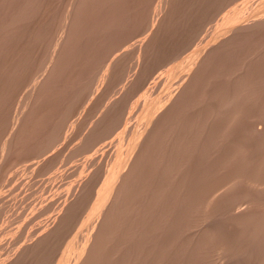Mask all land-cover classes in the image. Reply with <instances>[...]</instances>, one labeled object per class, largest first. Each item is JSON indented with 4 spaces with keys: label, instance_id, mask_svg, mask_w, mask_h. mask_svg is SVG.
<instances>
[{
    "label": "bare ground",
    "instance_id": "obj_1",
    "mask_svg": "<svg viewBox=\"0 0 264 264\" xmlns=\"http://www.w3.org/2000/svg\"><path fill=\"white\" fill-rule=\"evenodd\" d=\"M10 1V0H9ZM9 1H8V4H7V0L4 2V0H0V162L2 163V162H4V161H6L8 158H10V156L12 155V154H14V152H15V150L18 148V147H21L22 149H23V145H21L20 146V143L21 142H25V141H23V139H27V142H29V139L30 140H32V142L34 141L35 142V139H34V137H32V139L30 138L31 136H36V135H38V137L36 138V140L38 139H40L41 140V138H45L43 141H44V143H39L37 146L38 147H42L41 149L40 148H37L39 151H36L35 150V148H34V146L36 145L35 143H30L31 144V146H33V148L34 149H32V147H31V149L32 150H35V152L36 153H38V155L37 156H40V155H44V152H45V150H49L48 148H52V145L53 144H55V142L57 141V143L58 142H60V141H62V140H64V139H60L61 137H63L62 136V132H64L63 131V127L65 126V123H66V119H67V117H69V115L68 116H66V114H69L68 112H71V110L69 111V107H71L70 105L72 104L71 102H70V100L68 99V100H65V101H67V102H65L64 100H62L63 98H60L62 101H63V103L65 104V106L63 107V108H61L62 110L60 111V113H59V115L56 113V112H54V113H56V116H55V119L57 120V116H58V120L61 122H59V123H57V124H59V125H56V122H54L53 123V126H52V124L51 125H49L48 126V124L46 123V126H43V122H42V120H45V122H46V119H40L39 120V118H42L43 116H46L45 115V113H46V108H44V110H43V107L42 108H40L39 109V106H41V103H39V102H41L40 100H42L41 98H42V95H41V93H40V87L42 88V86L40 85L41 84V82L43 81V79L46 77V75H45V72H43L42 71V69L43 70H48L47 68L48 67H52L53 66V62H55L54 60H55V57H56V54H57V51L60 49V47L62 46V44H63V42L66 40V38H67V33H68V31H69V29H70V27H71V25L74 23V21L76 20V18H77V16H78V14H77V12H78V10L80 9V7L82 6V2H85L84 0H71V1H69L68 0V2H69V4L67 3L66 5H68L67 6V8H66V6H65V11L63 12V14L61 15V18H59L58 17V14L61 12H59V9H58V11H55L57 8H55L56 6H60L59 4H51V2H49V0H16V3H18L15 7H13V8H11L12 6H13V3H15L14 2V0L11 2V4H9ZM19 1V2H18ZM50 1H52L53 2V0H50ZM54 1H56V0H54ZM63 1V0H62ZM96 1V0H95ZM94 1V2H95ZM132 1V0H131ZM156 1V0H155ZM182 1V0H181ZM180 0H158L157 2H159V4L157 3V4H155V5H157V6H155L154 4H152V6L154 5V7H153V9H151L152 11H157L156 9L157 8H160V6L163 4V6H166V5H169V3L170 4H172L171 5V9L174 7V2L176 3V5H177V3H178V5H179V3L181 2ZM186 1V0H185ZM190 1H192V0H190ZM198 1V0H197ZM196 0H195V3L197 2ZM204 1V0H203ZM202 1V2H203ZM212 1V0H211ZM217 1V0H216ZM215 1V2H216ZM227 0H225L223 3H221V4H223V7H224V5H228V1L226 2ZM231 1V0H230ZM229 1V2H230ZM260 1V0H259ZM133 2V1H132ZM183 2H184V0H183ZM199 2H201V0H199ZM199 2H197V3H199ZM205 2V1H204ZM203 2V3H204ZM206 2H207V4H204V5H207L208 6V8H209V6H213V5H208V3H209V1H207L206 0ZM205 2V3H206ZM213 2V1H212ZM226 2V4H224ZM232 2V1H231ZM261 2H262V6H260V8H258V9H256V10H254V11H257V13H255L254 14V17H252V18H250V19H246L247 21L245 22H242V21H236L234 18V20L232 21V22H230V24H228L229 26H228V28L226 29L225 28V30L222 32V33H220L219 32V34L221 35V37H218L217 39L215 38H213V41H215V42H213V43H211L210 44V42L208 43V41L206 42V43H208V45L207 46H205V47H201L200 49H198V51L196 52V54H195V56L194 57H192L193 58V60H192V62L190 61V64H188V66H186L184 69H183V71H184V73H182L183 75H182V77H181V79L176 83V84H178L177 85V88H178V92L176 93L175 92V94H171L172 92H174V90H172V92L171 93H168V95H167V97L166 98H164L163 100H158L157 101V104L154 106V108H152L151 110H149V113H150V116H148L147 117V119L145 120V122L143 123V125L139 128V130H138V133L136 134V135H134L133 137H132V139H131V141H130V143H128L127 144V146H126V148H125V151H124V153L122 154V155H117V158H119V162H118V164L116 165V164H114V165H110V160L112 159V157H113V152H111L110 153V155H109V160H108V162H104V165H100L101 163H103L102 161H101V163L99 164L98 163V167L96 168V170L95 171H92L91 173H88V174H86L85 175V177H82V180L81 181H79L78 182V184H77V187L75 186V185H72V186H69L71 183H72V181H71V179L69 180V181H71V183H68L67 184V186H69V187H66V188H74V186H75V190L73 191V192H71V193H67V191H69V190H67V191H64V192H66L67 194H66V196H65V194H64V196H62V198H63V200L60 202V203H58L55 207H54V210H52V211H55L54 212V215H50V216H48L47 217V220L45 221L44 220V222L42 223V224H39V223H37V224H39L38 226L36 225H34L35 227L34 228H36L35 230L34 229H32L33 230V232H32V230H31V232L32 233H27V234H24L25 235V240H24V242L23 243H21L20 245H14V243L11 241V239H9L10 240V242H12V244H13V247H14V249L12 250V251H9V252H7L8 250H10V249H8L6 252V254H3V256H0V264H144V262H146L147 261V258L149 257V255L150 254H152V255H150V256H153V257H151V260L153 261V264H165V263H163V261L162 260H164L165 259V257H163V255L164 256H166L165 255V253L163 252L164 251V249H166L165 247H162V245L161 244H159V242L160 243H163L164 244V246H165V244H167V243H164L165 241L163 240H160V238H159V236L160 237H162L163 235H164V233H163V231H165V230H161L162 231V236H161V234H156V235H158V236H156L154 233L155 232H152V236H155V237H151V235L149 236V238L151 237V238H154L155 240L156 239H158V240H160V241H158V240H156V241H158L157 243H155L154 242V240L153 241H151L150 239H149V241H151V242H154V243H151V247L149 248V246L150 245H146V246H148V248H147V250L150 252H148V254H147V256H144V257H141V254L139 253V251L137 250V244H138V242L142 239V238H144L145 239V236L147 235V238H148V234H147V232H149L150 231V227H152L151 225H149L150 223L148 222V220L147 219H141V217L139 216V215H137V214H139V212H141V211H143L144 210V212L147 210L148 211V208H149V211L150 212H152V210L151 209H153L154 210V208H152V206H151V203H153V201H151V197H153L154 195L152 194V191L151 190H149L151 193H149V191H148V185H146V184H144V185H146V191H144L145 192V194H144V192L142 191V194L144 195L142 198V201L144 200V202L143 203H145V204H140L139 206H141L142 205V207H143V210L141 209V211H139V209L141 208H139L138 207V205H136V204H134V203H132L131 202V198L133 197V195H132V192L129 190V185H130V183L134 180V181H136V180H140L141 179V177H139V175L137 176H135L134 174L138 171V170H140L141 168H144L147 164H148V162H149V159L151 158V156H152V160L154 159V157L156 156V155H158L157 156V159L156 160H158L157 161V163H159V164H156V168H158V169H155V170H158L157 171V173H156V177H157V180H156V182L155 183H157V184H159L160 186L159 187H161V189L163 190L166 186H168V187H166L167 189H165V195H167V196H169V195H171L172 196V194H169V193H171V191L172 190H174V191H176L177 192V190H179L178 191V193H180L181 191L183 192V190L184 189H186V188H184L183 186H184V183L182 182V181H184L185 180V178H189L187 175H185L186 173H188L189 171L187 170V172H186V170H185V173L183 174L182 173V175L185 177L184 179H183V177H181L180 176V174H181V171H184V170H182L181 169V171H180V165H181V160L183 159V152H188L187 151V149L189 148V144L190 143H188V141H189V138H190V136H191V130H190V128L193 126V127H196L195 125H194V121H192V116L189 118V117H186V116H184V115H186V114H184L183 115V112L186 110V112L188 113V112H190L189 114H193L195 111H194V109H196L195 108V106H193V108H191V105H190V107H188V105L186 104L188 101H189V99H191L193 96H195L196 94H197V89L195 88V86L197 85L198 87L199 86H202V89H203V85L205 84V83H209V82H207V77H209L210 75L209 74H206V73H203L205 70H203L204 68H205V66H207V64H206V62L210 59V57H211V55H212V57L213 56H217V57H214V58H217L218 60H219V58L221 57V55H222V57H224V56H226L225 58H227L229 55L228 54H233V52L231 53L230 51H229V49H231V48H229L230 47V45L229 44H231V43H233L234 42V40L236 41V39L237 38H239V37H242L243 35H248L247 33L249 32L250 33V31H253L254 32V30H255V32H258L259 30H262V29H264V0H261ZM9 6V5H11L10 6V8L8 7V6H6V4ZM15 3V4H16ZM57 3V2H56ZM88 4H91V3H93L92 1H91V3H89V2H87ZM107 3H108V1H107ZM142 3V2H141ZM156 3V2H155ZM162 3V4H161ZM189 3V2H188ZM195 3H194V5H195ZM203 3H201V5H200V3H199V7L201 6V8L200 9H203V7L205 8L206 6H203L202 7V4ZM14 4V5H15ZM85 4V3H84ZM143 4V3H142ZM209 4H213V3H209ZM215 4V3H214ZM217 4V3H216ZM261 4V3H260ZM51 5H55L54 6V8H52V6ZM93 5H96V4H93ZM176 5H175V7L173 8V9H177V7H176ZM183 5H185V4H183ZM190 5H191V3H190ZM194 5H191L192 7H196V6H194ZM51 6V7H50ZM84 6V5H83ZM87 6V5H86ZM89 6V5H88ZM92 6V5H91ZM105 6V5H104ZM109 6V5H108ZM120 6V5H119ZM136 6H137V4H136ZM139 6V5H138ZM90 7V6H89ZM95 6H93V8H94ZM124 7V6H123ZM139 7H141V6H139ZM179 7H180V9H179V11H177V12H179L180 14H181V12H180V10L181 11H183V9L185 8L184 6V8L182 9L181 8V5H179ZM191 7V8H192ZM198 7V6H197ZM220 9H222L221 7H222V5H221V7H220V5L218 6ZM62 8V7H61ZM82 8H84V7H82ZM81 8V9H82ZM88 8V7H87ZM87 8H85V12H86V9ZM102 8V7H101ZM168 8H169V6H168ZM216 8H217V6H216ZM218 8V9H219ZM51 9H55L54 11H52ZM80 9V10H81ZM88 9H90V11H91V7L90 8H88ZM130 9V8H129ZM134 9H136V7H134ZM185 9H188V10H191L190 9V6H187V8H185ZM185 9H184V11H185ZM199 9V8H198ZM206 9V8H205ZM210 9V8H209ZM218 9L217 10H212V12H210L211 13V16H212V14H213V17L212 18H214V13L215 12H217L218 11ZM61 10V9H60ZM93 10V9H92ZM97 10V9H96ZM95 10V11H96ZM168 9H167V6H166V10L165 11H167ZM178 10V9H177ZM188 10H186L187 12H189ZM195 11H198L197 9H194ZM194 10H191V11H194ZM83 11V10H82ZM87 11H89V10H87ZM108 11V10H107ZM138 11V10H137ZM139 11H142L141 10V8H139ZM138 11V12H139ZM165 11L163 12V13H165ZM172 12H173V10H171ZM183 11V13H184V15H185V12ZM190 11V12H191ZM202 11V10H201ZM203 11H205L204 9H203ZM120 12V11H119ZM137 12V13H138ZM159 12V11H158ZM189 12V13H190ZM200 12V11H199ZM214 12V13H213ZM80 14H81V11L79 12ZM87 13V12H86ZM111 13V12H110ZM152 13V12H151ZM169 13H171V12H169ZM168 13V14H169ZM193 13V12H192ZM192 13H191V15H192ZM84 14V13H83ZM139 14H140V12H139ZM154 14V13H153ZM156 14V13H155ZM161 14V13H160ZM166 14V13H165ZM165 14H163L164 16H166ZM174 14V12L172 13V15L171 14H169V15H171L172 16V18L173 17H175V18H177L176 16H174L173 15ZM195 14H202L201 12L200 13H198V12H195ZM208 14V13H207ZM92 15V14H91ZM118 15V14H117ZM116 15V16H117ZM130 15V14H129ZM177 15V14H176ZM205 15V14H204ZM203 15V16H204ZM209 15V14H208ZM208 15H207V17H208ZM81 16V15H80ZM80 16H78V17H80ZM85 16V15H84ZM123 16V15H122ZM137 16H138V14H137ZM140 16V15H139ZM152 16V15H151ZM156 16V15H155ZM161 16V15H160ZM170 16V17H171ZM179 16H181L182 17V14L181 15H179ZM189 16H190V14H189ZM199 16V15H198ZM201 16V15H200ZM200 16H199V19H200ZM211 16L209 15V19L211 18ZM82 17H83V15H82ZM129 17V16H128ZM163 17V16H162ZM168 18H169V22H171V23H173L172 25H170V23L168 24V26L170 25L171 27L172 26H174L173 27V29L169 26L168 28L170 29L171 28V30H175L176 31V23H179V24H183V23H181L182 21H180L179 19H181V17H178L179 19V21L178 22H176V19L175 18H173V19H175V21L173 22V21H171V19H170V17L169 16H167ZM166 17V18H167ZM185 17V16H184ZM183 17V18H184ZM206 17V16H205ZM204 17V18H205ZM207 17L205 18L206 20H208L207 19ZM56 18H59V19H56ZM123 18H125V17H123ZM122 18V19H123ZM140 18V20H142V18L141 17H139ZM154 18V17H153ZM186 18V17H185ZM185 18L183 19V20H185ZM212 18L210 19V20H212ZM149 19H151V18H149ZM165 19V18H164ZM164 19H161V20H164ZM172 19V20H173ZM188 19H189V17L187 16V21H188ZM199 19H198V21H199ZM202 19V18H201ZM200 19V20H201ZM215 19V18H214ZM119 20V19H118ZM125 20H127V19H125ZM139 20V21H140ZM145 20H147V19H145ZM158 20H159V18H158ZM182 20V19H181ZM190 20V19H189ZM206 20H204V22L206 21ZM58 23V27L57 28H55L56 26V22ZM122 21V20H121ZM127 21H130V19L129 20H127ZM154 21V20H153ZM165 21H168V20H165ZM187 21H185V22H187ZM191 21V23H194V25H195V22L193 21L192 22V20H190ZM195 21H196V19H195ZM202 21V20H201ZM109 22V21H108ZM120 22V21H119ZM123 22H125V21H123ZM122 22V23H123ZM143 22H145V21H143ZM142 21H141V23H143ZM147 22V21H146ZM149 22H151L150 20H149ZM155 22H156V18H155ZM155 22H153V23H155ZM158 22V21H157ZM156 22V23H157ZM162 22V21H161ZM160 22V24H163V23H161ZM176 22V23H175ZM184 22V23H185ZM204 22H202V23H204ZM206 22H208V21H206ZM205 22V23H206ZM229 22V21H228ZM228 22H226V23H228ZM118 23V22H117ZM122 23H121V25H122ZM166 23V22H165ZM190 23V22H189ZM186 24L188 27H190V24ZM201 23V22H200ZM210 23V22H209ZM214 23H215V21H214ZM218 23V22H217ZM119 24V23H118ZM117 24V25H118ZM144 24V23H143ZM151 24V23H150ZM158 24V23H157ZM199 24V23H198ZM220 24V23H219ZM219 24H216V25H219ZM137 25V24H136ZM140 25V24H139ZM147 25V24H146ZM149 25V24H148ZM153 25V24H152ZM150 26V27H153L154 26V28L155 27H157V25L155 26V25H153V26ZM164 25V24H163ZM163 25H160V26H158L157 27V29H159V27L160 28H162L163 27ZM166 25V24H165ZM164 25V27H167V26H165ZM192 25V24H191ZM207 25V24H206ZM216 25H215V27H216ZM227 25V24H226ZM93 26V25H92ZM99 26V25H98ZM107 26V24H105V27ZM126 26V25H125ZM135 26V25H134ZM162 26V27H161ZM177 26L179 27V25L177 24ZM199 26V25H198ZM214 26V25H213ZM220 26V25H219ZM116 27V26H115ZM137 27V26H136ZM141 27V26H140ZM144 27H145V24H144ZM181 28H183V25L182 26H180ZM194 27V26H193ZM221 27V26H220ZM119 28V27H118ZM126 28V27H125ZM131 28V27H130ZM134 28V27H133ZM145 28H147V27H145ZM145 28H140V29H145ZM181 28H178V30L179 29H181ZM196 28H199V27H197L196 26ZM200 28H202V27H200ZM205 28H206V26H205ZM218 28V27H217ZM217 28H216V30H217ZM97 29V28H96ZM95 29V30H96ZM99 29H101V28H99ZM151 29V28H150ZM156 29V28H155ZM165 29V28H164ZM190 29V28H189ZM195 30V28H192L191 29V31H190V33H193L194 32V30ZM203 29V28H202ZM221 29V28H220ZM257 29V30H256ZM92 30V29H91ZM94 30V29H93ZM105 30H108V28L107 29H105ZM104 30V31H105ZM120 30V29H119ZM128 30V29H127ZM133 30V29H132ZM131 30V31H132ZM160 30V29H159ZM158 30V31H159ZM162 30V29H161ZM166 30V29H165ZM193 30V31H192ZM201 30V29H200ZM200 30H196V31H199V32H197V33H200ZM210 30H212V27L210 28ZM97 31V30H96ZM99 31V30H98ZM130 31V32H131ZM137 31V30H136ZM139 31V30H138ZM153 31V30H152ZM164 31V30H163ZM181 31H183V29H181ZM187 32L186 33H188V30H186ZM100 32V31H99ZM98 32V33H99ZM112 32V31H111ZM114 32V31H113ZM118 32V31H117ZM141 32H142V30H141ZM140 31H139V35L138 34H136V33H138V32H136L135 34L136 35H138V37H136V35H135V38H134V40L136 39L137 40V38H140L141 37V33ZM144 32V31H143ZM156 32V31H155ZM171 32V31H170ZM173 32V31H172ZM177 32V31H176ZM184 32V31H183ZM202 32V31H201ZM204 32V31H203ZM203 32H202V34H203ZM215 32V31H214ZM217 32H218V30H217ZM255 32H254V34H255ZM96 33V32H95ZM105 33V32H104ZM108 33V32H107ZM123 33V32H122ZM146 33H151V32H149V30H148V32H147V29H146ZM190 33H188L189 34V36H190ZM196 33V34H197ZM212 33H213V30H212ZM259 33H261V32H258V34ZM100 34V33H99ZM102 34V33H101ZM115 34V33H114ZM113 34V35H114ZM117 34V33H116ZM132 34V33H131ZM152 34V33H151ZM158 34V33H157ZM187 34V35H188ZM195 34V35H196ZM216 34V33H215ZM253 34V35H254ZM257 34V35H258ZM97 33H96V38H97ZM103 35V34H102ZM142 35H144V33H142ZM171 35V34H170ZM192 35V34H191ZM210 35V34H209ZM219 35V36H220ZM245 35V36H246ZM251 35H252V33H251ZM260 35H263V34H259L258 35V37L260 36ZM99 36V35H98ZM106 36V35H105ZM109 36H111L110 34H109ZM119 36V35H118ZM117 36V37H118ZM140 36V37H139ZM146 36H149L150 38H151V35H146ZM152 36H154V35H152ZM194 36V35H193ZM217 36V35H216ZM215 36V37H216ZM100 37L102 38L103 36H101L100 35ZM129 37H130V35H129ZM133 37V36H132ZM131 37V38H132ZM158 37V36H157ZM162 37H164V36H162ZM196 37H197V35L196 36H194V38L196 39ZM199 37L200 36H198V39H199ZM204 37V36H203ZM208 37V36H207ZM246 37H250V38H248V39H251L252 40V38H251V36H246ZM245 37V38H246ZM254 37H255V35H254ZM257 37V36H256ZM256 37H255V39H256ZM264 37V36H263ZM99 38V37H98ZM113 38V37H112ZM119 38V37H118ZM124 38V37H123ZM126 38H128V36L126 37ZM144 38H146V37H144L143 36V38L140 40L141 42L140 43H143L142 41H143V39ZM148 38V37H147ZM205 38H206V36H205ZM262 38V37H261ZM103 39V38H102ZM129 39V38H128ZM127 39V40H128ZM155 39H156V37H155ZM154 39V40H155ZM164 39V38H163ZM167 39V38H166ZM190 39L192 40V36L190 37ZM203 39V38H202ZM209 39H210V37H209ZM241 39V38H240ZM114 40V39H113ZM124 40V39H123ZM131 40V39H130ZM133 40V39H132ZM150 39H147V41H149ZM159 40V39H158ZM246 40V39H245ZM253 40H254V38H253ZM252 40V41H253ZM120 41H122V40H120ZM139 41V40H138ZM146 41V40H145ZM175 41V40H174ZM193 41V40H192ZM203 41H205V40H203ZM251 41V42H252ZM257 41H260V38L257 40ZM256 41V42H257ZM261 41H262V39H261ZM264 41V40H263ZM105 42V41H104ZM108 42V41H107ZM113 42V41H112ZM115 42V41H114ZM137 42V41H136ZM172 42V41H171ZM256 42L254 43V42H252V43H254V44H256ZM65 43V42H64ZM119 43H121V42H119ZM123 43V42H122ZM121 43V45H119V47L120 46H122L123 44ZM125 43H126V39H125ZM128 43V42H127ZM135 43V41L133 42V44ZM139 43V42H138ZM140 43H139V46H140ZM149 44H150V42H148ZM242 43V42H241ZM244 43V42H243ZM248 43H249V41H248ZM258 43V42H257ZM259 43H261V42H259ZM66 44V43H65ZM132 44V43H131ZM168 44H170V43H168ZM192 44V43H191ZM197 44H199V43H197ZM235 44V43H234ZM238 44V43H237ZM240 44V43H239ZM262 44L264 45V42H262ZM69 45V44H68ZM112 45V44H111ZM124 45H126V44H124ZM130 45V44H129ZM153 45H156V44H153ZM200 45V44H199ZM229 45V49L227 48V46ZM232 45V44H231ZM242 45V44H241ZM241 45H239V46H241ZM257 45V44H256ZM261 45V44H260ZM259 45V46H260ZM74 46V45H73ZM115 46H117V45H115ZM114 46V47H115ZM128 46V45H127ZM131 46V45H130ZM129 46V47H130ZM133 46V45H132ZM135 46H136V43H135ZM139 46L137 47L138 48V50H136V53H137V51H140L141 49L140 48H142V46L139 48ZM246 46V45H245ZM249 46H251V45H249ZM258 46V45H257ZM63 47V46H62ZM106 47V46H105ZM119 47H117V50L116 51H119L118 49H119ZM146 47H147V45H146ZM146 47L144 48V49H146ZM234 47V46H233ZM244 47V46H243ZM64 48V47H63ZM74 48V47H73ZM122 48V47H121ZM120 48V49H121ZM124 48V47H123ZM125 48H126V46H125ZM124 48V49H125ZM132 48V47H131ZM130 48V51L132 52L131 54L133 55V53L135 52L134 50L135 49H137L136 47H134L135 49L133 50V49H131ZM149 48V47H148ZM147 48V49H148ZM157 48V47H156ZM179 48V47H178ZM177 48V49H178ZM250 48V47H249ZM260 48L262 49L263 48V46L261 45L260 46ZM259 48V49H260ZM114 49V48H113ZM112 48H111V50H113ZM115 49H116V47H115ZM171 49V48H170ZM173 49V48H172ZM181 49V48H180ZM185 49V48H184ZM242 49V48H241ZM240 49V50H241ZM251 49V48H250ZM259 49L257 50V52H259ZM264 49V48H263ZM262 49V50H263ZM65 50H66V48H65ZM65 50H64V52H65ZM123 50V49H122ZM125 50H127V51H125ZM124 51H119L120 53H117V55L116 54H112L113 55V59H111V62L112 63H110L111 65H108V67L106 68L107 69V72H110L111 71V73H114V75H116L115 74V72L117 71V66H118V69L120 68V65L121 64H123L122 62L123 61H127V59L126 58H129L130 59V61H131V58H133V56L131 55L130 57L127 55V52L129 53V55H130V51L128 50V49H125ZM134 52H133V51ZM233 50H235V49H233ZM245 50V49H244ZM262 50H260V54H263V52H261ZM107 51H109V50H107ZM114 51V50H113ZM112 51V52H113ZM116 51L114 52V53H116ZM147 51V50H146ZM183 51V50H182ZM242 51V50H241ZM246 51H247V48H246ZM97 52V51H96ZM111 51H109V53L108 54H110V53H112ZM143 52V49H142V51H141V53ZM144 52H145V50H144ZM155 52V51H154ZM248 52V51H247ZM140 53V54H141ZM147 53H149V51L147 52ZM147 53H143V55L144 54H147ZM214 53H216V54H218V55H213ZM251 53V52H250ZM250 53H248L249 55H250ZM86 54V53H85ZM104 54V53H103ZM105 54H107V53H105ZM119 54V55H118ZM135 54V53H134ZM151 54V53H150ZM174 54V53H173ZM243 54V53H242ZM260 54L258 53V56H260ZM115 55H116V57H115ZM125 55H127V57L125 56ZM143 55H141V57H144ZM151 55H153V54H151ZM177 55V54H176ZM66 56V55H65ZM90 56V55H89ZM109 56V55H108ZM140 56V55H139ZM146 56V55H145ZM150 55H148V56H146V59H147V57H149ZM232 56V55H231ZM239 56V55H238ZM250 56H252V55H250ZM250 56H246L247 58H248V60H247V58H246V60H245V62L246 61H250L251 60V58H249ZM262 56H264V55H262ZM58 57V56H57ZM87 57V56H86ZM124 57H126V58H124ZM136 57H137V55H136ZM151 57V56H150ZM150 57H149V59H150ZM169 57V56H168ZM177 57V56H176ZM211 57V58H212ZM243 57V56H242ZM245 57V56H244ZM64 58V57H63ZM69 57H67V60H69L68 59ZM90 58V57H89ZM92 58V57H91ZM125 60H124V59ZM225 58H222V59H225ZM232 58V57H231ZM231 58H227V59H225V61H227L226 63H227V65H228V62L229 63H231L230 61H228V59L229 60H231ZM261 58V57H260ZM61 59V58H60ZM134 59V58H133ZM141 59V58H140ZM147 60V63H148V61H150V60ZM221 59V60H222ZM235 59V58H234ZM240 59V58H239ZM245 59V58H244ZM243 59V60H244ZM252 59H254V61H252L253 62V64H254V62H256L257 64H258V62L259 63H261V61H255V59H258V57L256 56V58H254V56H253V58ZM109 60H110V58H109ZM109 60L107 59V61L109 62ZM134 60H136V59H134ZM171 60V59H170ZM215 59H213V61H214ZM218 60H215L216 62L218 61ZM74 61V60H73ZM143 61H145L146 62V60L145 59H143ZM143 61H140V63L142 62V64H144V62ZM211 60H209V62H210ZM212 61V62H213ZM65 62V61H64ZM150 62H152V61H150ZM149 62V63H150ZM169 62V61H168ZM216 62H214V64H212L213 66L214 65H216ZM218 62H220V61H218ZM244 62V61H243ZM242 62V63H243ZM252 62H251V64L250 65H252V67H254V65L252 64ZM85 63H87V62H85ZM107 63V62H106ZM105 63V64H106ZM133 64H135V61H133L132 62ZM131 63V64H132ZM136 63H137V61H136ZM140 63H138L139 65H140ZM147 63H145L144 65H147ZM223 63H224V61H223ZM223 63H221V64H223ZM250 62H248V64H249ZM67 64V63H66ZM105 64H104V66H105ZM130 64V65H131ZM142 64H141V66H140V69H137V71L139 70H141V67H142ZM218 64V67H221V68H219V71H221V69H222V65L220 64V63H217ZM220 64V65H219ZM232 64V63H231ZM230 64V65H231ZM234 64V63H233ZM246 63H244V65L239 69V71L238 72H236L235 73V80L237 81L235 84L232 82L233 80H231L230 79V74L232 75V73H229L228 74V71H226V70H228V68H226V70H223V71H226L225 73H227L228 75H229V77H228V75L226 74V76L225 77H227V80H225V81H223V82H225V83H228L227 84V88L224 90L223 89V92H222V90H219L218 92H215V91H217V90H215L214 92L212 91V92H208L206 95H205V93L203 94V97H204V95H205V98H206V96H207V98H206V100H207V106H206V112L208 113V116L209 117H207V120H206V122H207V124H206V122H205V124L206 125H208V123H209V121H210V124L209 125H211V127H212V124L211 123H213V122H211V119L212 120H214L213 118H215V119H219L220 117H221V119H220V122H223V123H225L226 124V126L228 127L229 125H227V123H229V121L226 123L225 121H223L222 120V116H224V115H228L229 117L235 112V110H236V108H237V106H238V103H247L248 101L250 102V101H252V102H255V103H258L257 102V99H258V101L260 100V97L259 98H256L257 96H259V95H256V94H254L255 93V89H256V87L258 88V86L259 87H261L262 85L264 86V80H263V83H262V80L261 79H258L261 83H260V85L259 84H257L256 85V82L257 81H255V78L256 77H258V76H254V74H256L257 73V70H258V72H260V73H262L261 71H260V67L262 66L261 64H260V67H259V69H257L256 70V66H257V64H255L256 66H255V73L253 74V73H250L251 71H253L254 70V68H253V70L251 69V71L249 72V73H247L248 71L247 70H249V69H247V64L245 65ZM47 65V66H46ZM48 65H51V66H48ZM64 65H65V63H64ZM77 65V64H76ZM139 65H138V67H139ZM149 65V64H148ZM147 65V66H148ZM225 65V64H224ZM224 65H223V69H224ZM60 66V65H59ZM67 66V65H66ZM70 66V65H69ZM103 66V65H102ZM126 67V62L124 63V65H123V67ZM128 66V65H127ZM136 66V65H135ZM229 66V65H228ZM227 66V67H228ZM259 66V65H258ZM56 67V66H55ZM77 67V66H76ZM122 67V68H123ZM125 67L122 69V70H118V71H121V72H119V74L118 75H120L121 74V76H119V77H123L124 76V74H125V71H126V69H125ZM133 67V69H134V66H131V68ZM145 67V66H144ZM230 67L231 66H229V70H230ZM251 67V68H252ZM263 67V66H262ZM54 68V67H53ZM62 68V67H61ZM90 68V67H89ZM92 68V67H91ZM104 68V69H105ZM131 68H129L130 70H132ZM147 67H145L144 68V70L146 69ZM214 68H217L216 66L214 67ZM248 68H250L249 67V65H248ZM258 68V67H257ZM264 68V67H263ZM262 68V69H263ZM63 69V68H62ZM76 69V68H75ZM97 69V68H96ZM121 69V68H120ZM143 69V68H142ZM237 69V68H236ZM41 70V73L43 72V75H45V76H43V78H40V77H42V76H40V73H39V77L38 78H40L41 80H40V82L39 81H36L37 79H35V75L37 74V72L38 71H40ZM51 70V71H50ZM64 70H65V68H64ZM69 70V69H68ZM73 70V69H72ZM76 70H78V69H76ZM88 70V69H87ZM128 70V69H127ZM129 70V71H130ZM154 70V69H153ZM217 70V69H216ZM54 71V70H53ZM84 71V70H83ZM89 71H91V70H89ZM101 71V70H100ZM105 71V70H104ZM103 71V72H104ZM136 71V72H137ZM147 71V69L145 70V72ZM158 71V70H157ZM160 71V70H159ZM49 72H51L52 73V69H49ZM66 72V71H65ZM82 72V71H81ZM92 72H93V70H92ZM96 72V71H95ZM130 72H132V71H130ZM134 72H135V70H134ZM136 72H135V76L136 75H138V74H136ZM143 72V71H142ZM145 72L144 73H142V74H145ZM54 73V72H53ZM62 73H63V71H62ZM69 73H71V72H69ZM89 73V72H88ZM138 73V72H137ZM156 73V72H155ZM47 74V73H46ZM49 74V73H48ZM65 74V73H64ZM68 74V73H67ZM74 75L75 74V72L74 73H71V75ZM80 74V73H79ZM95 74V73H94ZM126 74H127V71H126ZM141 73H140V75H142ZM157 74V73H156ZM210 74H213V73H210ZM38 75V74H37ZM36 75V76H37ZM42 75V74H41ZM85 75H86V73H85ZM117 75V76H118ZM130 75H131V73H130ZM132 75H133V73H132ZM131 75V76H132ZM207 75H209V76H207ZM215 75V74H214ZM213 75V76H214ZM257 75V74H256ZM262 75H264V72H263V74ZM261 74H260V76H262ZM53 76V75H52ZM51 76V77H52ZM55 76V75H54ZM70 76V75H69ZM76 76V75H75ZM79 76V75H78ZM96 76V75H95ZM95 76H91V78L89 77L88 79V81L85 83L86 84V89L85 90H83V94H85V92H86V90H87V92H86V97L85 98H87V97H89L88 96V92L90 91V89H91V87H96L95 85H94V81L95 82H97L96 80H94V79H96L95 78ZM154 76V75H153ZM233 76V75H232ZM231 76V77H232ZM59 77V76H58ZM73 77V76H72ZM99 77V76H98ZM104 77V76H103ZM133 77H134V75H133ZM255 77V78H254ZM264 77V76H263ZM263 77H260V78H263ZM37 78V77H36ZM47 78H48V76H47ZM53 78V77H52ZM52 78L50 79H47V81H49V80H52ZM64 78V77H63ZM70 78L71 77H69L68 79H69V81L71 82V80H70ZM99 78H101V77H99ZM117 78V77H116ZM128 78V77H127ZM130 79H131V77H129ZM136 78H137V76H136ZM207 78V79H206ZM210 78V80H212L211 78H213L212 76L211 77H209ZM46 79V78H45ZM55 78H53V80H54ZM58 79V78H57ZM68 79H67V81H68ZM80 79V78H79ZM104 78H102V80H103ZM106 79V78H105ZM126 79V78H125ZM152 79V78H151ZM214 79V78H213ZM223 79H225V78H223ZM229 79V80H228ZM256 79V80H257ZM62 80V79H61ZM84 80H85V77H84ZM83 80V81H84ZM86 80H87V78H86ZM137 80L139 81V79L137 78ZM136 80V81H137ZM149 80V79H148ZM209 80V79H208ZM209 80V81H210ZM33 82V84H32V86H30L29 84H27L26 82ZM47 81H45V82H47ZM55 81V80H54ZM72 81H73V79H72ZM99 81V80H98ZM110 81V80H109ZM114 81H115V79H114ZM117 81H118V78H117ZM116 81V82H117ZM121 81V80H120ZM119 81V82H120ZM125 81H127V80H125ZM124 81V82H125ZM173 81V80H172ZM259 81H258V83H259ZM81 82H82V80H81ZM123 81H122V83H124ZM129 82H130V80H129ZM133 82V81H132ZM132 82H131V84H132ZM222 82V81H221ZM28 86H30V91L29 90H26V94H24L25 95V97H24V99H23V101H22V109H20L19 110V108L17 109L16 108V110H19V113L17 112V113H15V109H14V111L12 110L13 109V107L15 108L16 107V102H15V104H13L14 103V100H15V97H16V94H17V92L20 90V88L22 87V86H25V84ZM49 84L50 83H53L52 81L51 82H48ZM47 83V84H48ZM101 83V82H100ZM103 83V82H102ZM106 83V82H105ZM109 83V82H108ZM135 83V82H134ZM212 83L213 82H210V84L212 85ZM225 83H223L222 84V87H223V85H226ZM238 83V84H237ZM54 84H56V85H58L57 83H55L54 82ZM52 85L51 84V87L53 86L54 88H52V90L54 91L55 90V88H57L58 86H55V85ZM69 84V83H68ZM70 84H72V83H70ZM82 84V83H81ZM84 84V85H85ZM96 84H98L97 86H99V82H97ZM119 84V83H118ZM171 84V83H170ZM210 84L208 85V86H210ZM42 85H43V83H42ZM61 85V84H60ZM64 85V84H63ZM94 85V86H93ZM101 85V84H100ZM110 85H111V83H110ZM115 85V84H114ZM113 85V86H114ZM121 85V84H120ZM206 85V84H205ZM82 86V85H81ZM103 86H106V88H108V86L105 84H103ZM102 86V87H103ZM116 86H117V84H116ZM173 86H174V83H173ZM208 86L206 87V89L208 88ZM217 86V87H216ZM218 86H220V84L219 85H215L214 87H212V86H210L209 87V89H216V88H219ZM26 87V86H25ZM44 87V86H43ZM67 87V86H66ZM84 87V88H85ZM123 88V86H120V88ZM126 87V86H125ZM176 87V86H175ZM23 88V87H22ZM21 88V89H22ZM47 88H48V86H47ZM61 88V87H60ZM64 88V87H63ZM69 88H71V86L69 87ZM76 88V87H75ZM97 89H99L100 87H96ZM105 88V87H104ZM104 88H102V89H104ZM117 88V87H116ZM115 88V86H114V88H112V89H116ZM119 88V87H118ZM127 88V87H126ZM205 88V87H204ZM58 89V88H57ZM57 89H56V91H57ZM66 89V88H65ZM65 89H64V91H65ZM72 89H73V87H72ZM72 89H70L69 91L71 92V90ZM96 89V90H97ZM110 89V88H109ZM220 89V88H219ZM261 89V88H260ZM23 90H24V88H23ZM41 90H43V88L41 89ZM48 90V89H47ZM59 90V89H58ZM61 90V89H60ZM59 90V91H60ZM75 90V89H74ZM73 90V91H74ZM80 89H78V91H79ZM95 90V91H96ZM101 90V89H100ZM100 90H99V92H97L98 94L99 93H103L104 92V97H102L101 95H99V96H101L103 99L104 98H108L106 95H108V96H110L111 95V89H110V94H105V93H108V91L109 90H107V89H105V90H107V91H101L100 92ZM121 90H123V89H121ZM175 90H177V89H175ZM205 90V89H204ZM263 92H264V89H263V87H262V89H261ZM20 91H22V90H20ZM44 92H46V86H45V90H43ZM49 91V90H48ZM51 91V90H50ZM49 91V92H50ZM61 91H63V90H61ZM76 91V90H75ZM85 91V92H84ZM113 91V90H112ZM118 91L120 92V90L118 89ZM261 91V92H262ZM43 92V93H44ZM52 92V91H51ZM50 92V93H51ZM117 93V90H116V93L117 94H120V93ZM205 92V91H204ZM82 92L80 91V94H81ZM116 93H115V96H119V95H116ZM123 93V92H122ZM121 93V94H122ZM130 93V92H129ZM23 94V93H22ZM59 94H61V96L59 95ZM70 94V93H69ZM74 95H75V93H73ZM90 94V93H89ZM92 94V93H91ZM201 93H199V95H200ZM259 94H260V91H259ZM261 94H263V93H261ZM260 94V95H261ZM21 95V94H20ZM45 96H48L49 95V93H47V95L46 94H44ZM50 95H53V98L55 97L56 98V96H58V97H62L63 96V94H62V92L61 93H57L56 92V95L54 94V93H52V94H50ZM49 95V98H51V96ZM65 95H68V92H67V94L65 93ZM65 95H64V97H65ZM73 95V96H74ZM93 95V94H92ZM94 95H96V94H94ZM125 95V94H124ZM127 95V94H126ZM256 95V96H255ZM69 96H71V94L69 95ZM68 96V97H69ZM73 96H71V97H73ZM78 96H79V94H78ZM91 96V95H90ZM112 97L114 96L113 95V93H112V95H111ZM114 96V97H115ZM198 96V95H197ZM254 96H255V98H254ZM263 96H264V94H263ZM262 95H261V97H263ZM44 97V96H43ZM75 97H76V95H75ZM81 97H83V96H81ZM80 97V98H81ZM84 97H83V100H84ZM94 97H96V96H94ZM100 97V98H101ZM111 97V98H112ZM113 97V98H114ZM120 97V96H119ZM119 97H116L117 99L116 100H109V102L110 103H108L105 107H104V109H103V107L101 108L102 110H100L101 111V113L99 112V114H98V116L92 121L91 120V118H90V125L89 124H87V126L89 125V127L87 128L86 126V132L82 135L83 136V138H82V136H81V142L80 143H78V144H74L73 142H72V139H70V136L68 135L69 133H71L73 130H71V132H69V133H67V136H69V139H68V137H67V139H68V141H70L71 140V142L74 144V147H75V149L73 150V153H77L78 154V152L79 151H84V150H89V149H93L94 150V147L96 148V146L100 143V142H102V141H100V139H102V138H104V136L106 137L107 135L109 136V134H111L112 132H116V129H119L117 126H119V125H121L120 123L122 122V117L124 116L123 115V113H124V108H122V107H124L123 106V104H125L124 102L127 100H123V98L125 97H121V98H119ZM200 97H201V95H200ZM199 97V98H200ZM19 98V97H18ZM45 98V97H44ZM47 98V97H46ZM45 98V99H46ZM52 98V99H53ZM55 98H54V101H53V103L54 102H57V101H59V98H56V99H58V100H56L55 101ZM110 97H109V99H111ZM119 98V99H118ZM202 98V97H201ZM45 99H44V101H45ZM66 99H67V96H66ZM89 99V98H88ZM90 99H93V101L92 100H90ZM89 100L90 101H92V102H94L95 101V103H96V99L95 98H93V96H92V98H90ZM102 99V100H103ZM129 99V98H128ZM196 99V98H195ZM256 99V100H255ZM76 100H77V98H76ZM82 100V101H83ZM87 99H85V101H86ZM88 100V101H89ZM107 100V99H106ZM122 101L123 102V104H121V102L119 103L118 101ZM241 100L242 101H245V102H241ZM246 100H247V102H246ZM255 100V101H254ZM16 101H17V99H16ZM44 101L42 102L43 104H44ZM50 100L48 99V101L47 102H49ZM72 101V100H71ZM78 101H79V99H78ZM108 101V100H107ZM193 101V100H192ZM196 101V100H195ZM194 101V102H195ZM46 102V101H45ZM46 102V103H47ZM51 102V101H50ZM92 102H88V104H91ZM104 102H106V101H104ZM183 102H185V103H183ZM197 102V101H196ZM199 102H201V101H199ZM198 102V103H199ZM38 103H39V105H38ZM61 103V102H60ZM59 103V104H60ZM130 104H131V99H130V102H129ZM51 104H52V102H51ZM58 104V105H59ZM85 104V103H84ZM83 103H81V105L83 106L84 105ZM96 104H98V103H96ZM119 104H121L120 106H122L121 107V109H120V107L118 108L117 106H119ZM248 104V103H247ZM246 104V106H248V108H249V105H247ZM250 105H251V103H249ZM259 105L261 104V103H258ZM13 105H15V106H13ZM17 105H18V103H17ZM45 105H48V103L47 104H45ZM49 105H50V103H49ZM48 105V106H49ZM54 105V104H53ZM76 105V104H75ZM85 105H87V103L85 104ZM84 105V106H85ZM92 105V104H91ZM95 105V104H94ZM126 105H127V103H126ZM195 105V104H194ZM199 105H200V103H199ZM201 105H202V103H201ZM200 105V106H201ZM258 105V106H259ZM44 106V105H43ZM73 106V105H72ZM88 106V105H87ZM128 106H130L129 104H128ZM196 106H198L197 104H196ZM203 106V105H202ZM47 107V106H46ZM56 107V106H55ZM58 107V106H57ZM61 107V106H60ZM60 107H58V108H60ZM74 107V106H73ZM79 107H81V106H79ZM78 107V108H79ZM89 107V106H88ZM91 107V106H90ZM95 106H93V108H94ZM98 107L100 108L101 106H99V104H98ZM199 107V106H198ZM251 108H252V106H250ZM49 108V107H48ZM57 108V109H58ZM75 108H76V106H75ZM75 108L74 109H72V110H74L75 111ZM86 108V107H85ZM96 108H97V105H96ZM95 108V109H96ZM119 110H118V109ZM245 108V107H244ZM247 108V109H248ZM38 109V110H37ZM84 109V108H83ZM90 109V108H89ZM98 109V108H97ZM128 109H130L129 107H128ZM240 109V108H239ZM250 109V108H249ZM253 109V108H252ZM93 111H95V114H96V110H94V109H92ZM199 110H201V108L199 109ZM199 110H197V113H198V115L200 114L198 111ZM251 110V109H250ZM262 110V109H261ZM53 111H55V110H53ZM73 111V112H74ZM77 111V110H76ZM91 112V115H92V113H94V112ZM99 111V110H98ZM98 111H97V113H98ZM258 111V110H257ZM256 111V112H257ZM81 112H83V111H81ZM80 112V113H81ZM126 112H128V110L126 109ZM193 112V113H192ZM239 112V111H238ZM248 112H249V110H248ZM253 113H252V116H253V114L255 113L254 111H252ZM77 113H78V111H77ZM83 113H85L86 114V112H83ZM259 113V112H258ZM47 114V113H46ZM75 114V113H74ZM73 114V115H74ZM127 114V113H126ZM240 114V113H239ZM238 114V115H239ZM256 114V116H258L257 115V113H255ZM41 115V116H40ZM55 115V114H54ZM71 115V114H70ZM73 115H71V116H73ZM82 115V114H81ZM88 115V114H87ZM90 115V116H91ZM94 115V114H93ZM97 115V114H96ZM234 115V114H233ZM236 115V116H235ZM235 117H237L238 115L235 113ZM49 116V115H48ZM89 116V115H88ZM251 116V115H250ZM47 117V116H46ZM54 117V116H53ZM74 117V116H73ZM82 117V116H81ZM81 117L78 119V121H80L81 120ZM84 117V116H83ZM83 117H82V119H83ZM87 117V116H86ZM193 117H194V114H193ZM196 117H197V115H196ZM238 117H240V116H238ZM237 117V118H238ZM255 116H253V118H254ZM48 119L50 118V117H47ZM71 118V117H70ZM76 118V117H75ZM124 118V117H123ZM201 118V117H200ZM242 118V117H241ZM240 118V119H241ZM253 118H252V120H253ZM257 118V117H256ZM55 119L53 120V121H55ZM69 119V118H68ZM68 119H67V121H68ZM76 119V120H77ZM89 119V118H88ZM92 119H93V117H92ZM196 119V118H195ZM239 119V118H238ZM251 119V118H250ZM255 119V118H254ZM86 120V119H85ZM222 120V121H221ZM259 120H260V118H259ZM38 121H40V125H38ZM49 121H50V119H49ZM83 121V120H82ZM87 121V120H86ZM196 121V120H195ZM216 121V120H215ZM42 122V123H41ZM44 122V123H45ZM47 122H48V120H47ZM76 122V121H75ZM74 122V123H75ZM232 122V121H231ZM83 123V122H82ZM204 123V122H203ZM235 123H237V122H235ZM68 124V123H67ZM73 124V123H72ZM77 124V122L75 123V125ZM84 124H85V122H84ZM84 124H83V126H84ZM217 124V123H216ZM225 124H222V125H224V128L222 129V125H221V123H220V125L218 124L217 126H219V128L222 130H220V129H218L219 130V132L221 131V133H222V135L224 134V133H226L227 131H228V129L230 128H228V129H225ZM45 125V124H44ZM79 125H81L80 124V122H79ZM252 125H253V123H252ZM52 126V127H51ZM83 126H81V127H83ZM215 126V125H214ZM68 127V126H67ZM69 127H70V123H69ZM68 127V128H69ZM73 127V126H72ZM74 127H76V126H74ZM73 127V128H74ZM84 127V128H85ZM216 127V126H215ZM226 127V128H227ZM54 128H56V130L54 129ZM68 128H67V130H68ZM213 128V127H212ZM65 129H66V126H65ZM76 130V132H77V130H78V133H79V131L81 130L80 128L78 129L77 127L75 128ZM210 129V126H208V127H206L205 126V128H199V130H197L196 129V131L194 132V134L196 133V134H199V136H203V135H207V133H208V130ZM214 129V128H213ZM216 129H217V127H216ZM217 130V131H218ZM223 130H225V131H223ZM69 131V130H68ZM68 131H66V132H68ZM256 131V130H255ZM6 132H7V135H5L6 134ZM9 132V133H8ZM65 132V133H66ZM74 132V131H73ZM76 132H75V134H76ZM193 132V131H192ZM52 133H54V134H52ZM64 133V134H65ZM83 133V132H82ZM81 133V134H82ZM109 133V134H108ZM232 133V132H231ZM230 133V134H231ZM52 134V136H50ZM73 134V133H72ZM80 134V135H81ZM193 134V133H192ZM236 134V133H235ZM41 135V138L39 137ZM79 135V136H80ZM113 135V134H112ZM227 135V137L229 136V140H230V135L229 134H225V136ZM231 135H234L233 133L231 134ZM64 136V137H65ZM73 136V137H72ZM71 137L72 138H74L75 136L74 135H72ZM198 136V137H199ZM208 136V135H207ZM211 136V135H210ZM215 136V135H214ZM213 136V137H214ZM28 137V138H27ZM76 137H78V136H76ZM110 137V136H109ZM108 137V138H109ZM217 137V136H216ZM232 137V136H231ZM206 138H210V137H206ZM34 139V140H33ZM60 139V141H58ZM67 139H66V142H67ZM77 139V138H76ZM75 139V140H76ZM204 139V138H203ZM227 138H226V140L228 141V142H225V144L226 143H229L230 141L228 140ZM39 140V142H43V141H40ZM75 140H73V141H75ZM79 140H80V138H79ZM191 140V139H190ZM98 141H100L99 143H98ZM199 141H200V139H199ZM255 141L256 140H254L253 139V137H251V136H243V137H241V136H237V135H234L233 136V138H232V140H231V144H232V146L234 147V151L236 152V153H238L239 152V150H240V152H239V156H238V160H237V162L235 163V161L233 162V160H235V159H237V155L234 153V151L233 150H231L230 152H228L229 151V149H227V152L225 151L226 149L225 148H227L226 146L227 145H229V144H223V145H221L222 143H224V142H214L215 144L217 143H219L218 145L219 146H225L223 149H225V150H223L221 147V150H218L217 149V147H218V145H216V147H215V151H218L219 153H221V152H224V153H227L226 155H224L223 156V158L221 159V158H219L218 156V159L216 158V156H215V158L217 159V160H221V161H217V162H219V164L217 163V162H215V160L214 161H212V163H210V165H212V166H216V165H214V164H218L216 167L218 168V170H220V169H222L223 171H224V168L226 169V165H227V163L229 162V164L227 165V167H230V168H227V173L223 176V178L221 179L220 178V180H219V178H217L218 179V182L215 184V182L217 181V180H215L214 181V183L211 181L212 179H211V174L208 176L209 177V180L211 181L210 182V184L212 183V184H214L215 185V187L212 185H210L209 183V185L211 186V187H214L213 189H211V187H209V185H207L209 188L208 189H211V190H209V194L207 195L208 197H210L208 200H209V202L208 203H210L211 205L213 204V202H214V206H215V209H214V212H212V214L210 215L209 214V212H205V213H208L207 215V218L206 219H204L203 220V222H202V229L204 230V231H202V232H204V238H203V236L202 237H200L199 238V241H201L202 240V238H203V240L204 241H202L204 244H207V249H208V256H207V258L210 260V262L209 263H207V264H264V169H263V167H264V138L261 140V142L258 144V148H256L255 150L253 149V150H251L250 149V146H253L254 144H255ZM26 142V143H27ZM70 142V145H72V143ZM208 142V141H207ZM258 141H256V143H257ZM25 143V144H26ZM61 143V142H60ZM59 143V144H60ZM64 143V145L66 144L65 142H63ZM97 143V144H96ZM30 144H28V145H30ZM40 144L42 145V146H40ZM199 144V145H198ZM208 144H209V142H208ZM214 144V145H215ZM230 144V145H231ZM64 145H62L63 147H64ZM96 145V146H95ZM194 145V144H193ZM203 145V144H202ZM206 145H207V143H206ZM211 144H209V146H210ZM229 145V146H230ZM56 146H57V144H56ZM61 146V145H60ZM67 146V144L65 145V147ZM69 146V145H68ZM190 146H191V144H190ZM248 146V147H247ZM29 147V148H30ZM58 147H59V145H58ZM64 147V148H65ZM212 148H213V150H214V147H213V144H212V146H211ZM242 147H247V150L245 151H243V149H241ZM26 149L28 148V146L26 145V147H25ZM73 148V147H72ZM71 148V149H72ZM194 148V147H193ZM192 148V149H193ZM206 148V147H205ZM235 148H238V149H235ZM26 149H25V151H26ZM53 150H54V148H52ZM70 149V148H69ZM98 149V148H97ZM97 149H95L94 150V152L92 153V156H90V158L91 159H93V157H94V155L93 154H95L96 152H100V150L99 151H97ZM200 149V143H197V144H195V148H194V150L195 151H198ZM19 150V149H18ZM17 150V151H18ZM28 150V149H27ZM31 150V151H32ZM51 150V149H50ZM52 150V151H53ZM65 151L66 152V150H63L62 149V147H60V151ZM68 150V149H67ZM105 150V149H104ZM211 151H212V149H210ZM22 151V150H21ZM24 151V150H23ZM28 151H30V150H28ZM28 151L26 152L28 155L30 154V152L28 153ZM55 151H56V149H55ZM59 151V148H58V151L57 152H60ZM69 151V150H68ZM111 150H109V152H110ZM189 151H190V148H189ZM221 151V152H220ZM241 151H243V153H241ZM33 152V151H32ZM57 152H55V154L57 153ZM70 152H72V150L70 151ZM68 153L67 152V154H72V153ZM87 152V151H86ZM101 152H103L102 150H101ZM100 152V153H101ZM206 152V151H205ZM213 152V151H212ZM218 152H217V154H216V152L215 153H213V155L214 154H216V155H218ZM17 153V152H16ZM18 153H19V151H18ZM35 153V154H36ZM49 153V152H48ZM63 154H64V152H62ZM81 153V152H80ZM79 153V154H80ZM88 153H91V152H88ZM211 153V152H210ZM209 153V154H210ZM228 153H232L230 156L228 155ZM20 154V153H19ZM34 154V153H33ZM40 154V155H39ZM51 154H54V151H53V153H51ZM48 155L47 153H46V155H48V156H52V157H50V158H53V155ZM62 155L61 153H58V156H60V155ZM67 154H65V155H67ZM104 154H106V152H104ZM208 154V153H207ZM223 154V153H222ZM233 154L235 155V157L236 158H234L233 157ZM18 155V154H17ZM46 155H44V156H46ZM57 155V154H56ZM64 155V156H65ZM68 155V157L67 158H71L70 156ZM74 154H72V156H73ZM81 155V154H80ZM211 156H212V153L210 154ZM58 156L56 157L57 159H58ZM63 156V155H62ZM62 156H61V160H62ZM84 156V155H83ZM97 156V155H96ZM105 156V155H104ZM103 156V157H104ZM220 156V155H219ZM232 156V157H231ZM19 157V156H18ZM34 157V156H33ZM36 157V156H35ZM54 157H55V155H54ZM65 157V159H63V160H65V162L67 163V158ZM74 157H75V155H74ZM80 157V156H79ZM85 157H87V155L85 156ZM108 157V156H107ZM158 157H159V159H158ZM222 157V156H221ZM231 157V158H230ZM31 158V157H30ZM40 158H42V157H40ZM50 158L48 157V159H49V161H50ZM77 158V157H76ZM82 158V157H81ZM97 158V157H96ZM209 158H210V156H209ZM208 158V159H209ZM234 158V159H233ZM44 159V158H43ZM48 159H46V157H45V159L43 160L44 162L46 161V160H48ZM74 159V158H73ZM73 159H71V160H73ZM78 159V158H77ZM83 159V158H82ZM95 159V158H94ZM99 159V158H98ZM104 159V158H103ZM197 159V158H196ZM231 159H233L232 161H230ZM34 160H35V162L37 161L38 162V158L36 159V158H34ZM33 160V161H34ZM54 158L53 159H51V161H50V164H51V167H52V169H54L55 170V168H53L54 166H53V164L52 163H54ZM60 160V161H61ZM70 160V161H71ZM81 160V159H80ZM96 160V159H95ZM204 160V159H203ZM240 160V161H239ZM39 161H41L42 163H41V165L43 164V161L41 160V159H39ZM56 161V160H55ZM74 161V160H73ZM83 161V160H82ZM86 161V160H85ZM98 161V160H97ZM96 161V162H97ZM151 161V160H150ZM12 162V161H11ZM31 162V161H30ZM79 162V161H78ZM94 162V161H93ZM156 162V161H155ZM210 162H211V160H210ZM233 162V163H232ZM48 163V162H47ZM76 163H77V161H76ZM75 163V164H76ZM154 163V162H153ZM185 163V162H184ZM214 163V164H213ZM231 163V164H230ZM36 163H34V165H35ZM61 164V163H60ZM59 164V165H60ZM83 164H85V162L83 163ZM92 164V163H91ZM44 165V164H43ZM42 165V166H43ZM58 165V166H59ZM62 165H64V163L62 162V164L59 166V167H61V168H64L65 166H67V164H65V166L63 167ZM68 165H70V163L68 164ZM72 165V164H71ZM79 165V164H78ZM78 165H75V166H77V168H76V170L77 169H79L78 168ZM87 165V164H86ZM90 165V164H89ZM93 165V164H92ZM158 165V166H157ZM183 165V164H182ZM181 165V166H182ZM186 165V164H185ZM185 165H183L184 167H185ZM189 165V164H188ZM194 165V164H193ZM230 165V166H229ZM31 167V166H33V164H29V165H26V167ZM41 166V167H42ZM47 166H49V163L47 164ZM57 166V165H56ZM55 166V167H56ZM81 166H82V163H81ZM154 166V165H153ZM212 166H210L209 167V170H210V168L212 167ZM1 167V166H0ZM39 167V166H38ZM44 167L45 166H43V170H42V172L44 171ZM80 167V166H79ZM88 167V166H87ZM92 167V166H91ZM32 168H34V166L32 167ZM58 168V167H57ZM82 168H83V166H82ZM93 168V167H92ZM108 169L109 168V170H110V174H109V176L106 178V179H104L103 181H102V184H101V186H100V180H101V174H102V172L105 170V169ZM208 168V167H207ZM213 168V167H212ZM1 169V168H0ZM35 169V168H34ZM46 169H47V167L45 168V171H46ZM49 169H50V166H49ZM65 169V168H64ZM37 170V169H36ZM54 170H51V171H54ZM57 170V169H56ZM63 170V169H62ZM66 170V169H65ZM71 170H73V169H71ZM80 170H82V169H80ZM80 170H78V171H80ZM85 170H86V168H85ZM88 170H89V168H88ZM87 170V172H89ZM212 170V169H211ZM215 170V169H214ZM214 170H212V171H214ZM31 171H32V169H31ZM38 171H39V169H38ZM45 171L43 172V174L45 173ZM49 172H50V170H48ZM58 171H59V169H58ZM67 171H69V170H67ZM83 171V170H82ZM206 171V170H205ZM212 171L211 172H207V174L208 173H212ZM226 171V170H225ZM224 171V172H225ZM56 172V171H55ZM60 172V171H59ZM58 172V173H59ZM62 172V171H61ZM64 172V171H63ZM72 172H75V171H72ZM85 172V171H84ZM215 172L217 173V171L215 170ZM215 172H213V174H215ZM219 172V171H218ZM41 173V172H40ZM57 173V172H56ZM64 173H67V172H64ZM76 173V172H75ZM78 173H80V172H78ZM78 173H76V175L78 176L79 174ZM32 174V173H31ZM47 174H48V172H47ZM47 174H44L45 176H47ZM52 175V173H49L48 175ZM54 174V173H53ZM69 174H71V172L69 173L68 172V178H69ZM218 174V173H217ZM44 175H43V177H44ZM51 175H50V177H51ZM62 175H63V173H62ZM71 175H73V174H71ZM75 175V176H76ZM133 175H134V177H133ZM189 175V174H188ZM29 176V175H28ZM32 176V175H31ZM37 176V175H36ZM56 177V175H53V177ZM64 176V175H63ZM66 176V175H65ZM66 176V177H67ZM74 176V175H73ZM75 176L74 177H72V178H75ZM143 176V175H142ZM179 176L181 177L180 179H179ZM220 177H221V175H219ZM58 177V176H57ZM65 177V178H66ZM79 177V176H78ZM207 177V176H206ZM206 177H205V179H206ZM214 177V176H213ZM6 178V177H5ZM38 178H40V177H38ZM71 178V177H70ZM28 179V178H27ZM42 179V178H41ZM52 179V178H51ZM79 179V178H78ZM143 180H144V177L142 178ZM171 179V180H170ZM181 179H182V181H181ZM187 179H186V181H185V183L187 184ZM1 181H2V179H0ZM3 180H6V179H3ZM7 180H8V178H7ZM26 180V179H25ZM37 180V179H36ZM47 180V179H46ZM63 180V179H62ZM73 180H75V179H73ZM76 180H77V177H76ZM143 180H140V181H143ZM170 180V182H172L171 184H170V182L168 183L167 181H169ZM209 180H207V181H209ZM214 180V179H213ZM57 181V180H56ZM64 181H68V179H66V180H64ZM63 181V182H64ZM191 181V180H190ZM190 181H189V183H190ZM26 182V181H25ZM29 182H31V181H29ZM36 182V181H35ZM47 182H48V180H47ZM58 182H59V180H58ZM75 182V181H74ZM167 182V183H166ZM5 182H3V184H4ZM23 183V182H22ZM52 183H53V180H52ZM54 183H55V181H54ZM53 183V184H54ZM57 183V182H56ZM56 183H55V185H53V186H55L56 187ZM192 183H193V181H192ZM207 183V182H206ZM6 184V183H5ZM18 184V183H17ZM31 184H32V182H31ZM35 184V183H34ZM45 184H47L46 183V181H45ZM45 184H42V185H44L45 186ZM49 184V183H48ZM47 184V185H48ZM58 184V183H57ZM60 185H61V183H59ZM63 184V183H62ZM64 184H66V182H64ZM74 184V183H73ZM140 184V183H139ZM141 184H142V182H141ZM165 184V185H164ZM20 185H21V183H20ZM19 185V186H20ZM26 185V184H25ZM36 185V184H35ZM35 185H33L34 187H35ZM41 185V184H40ZM41 185V186H42ZM46 185V186H47ZM51 185V184H50ZM14 186V185H13ZM52 186V185H51ZM51 186H48V187H51ZM171 186V187H170ZM188 186V185H187ZM197 186V185H196ZM4 187V186H3ZM22 187H23V185H22ZM25 187V188H24ZM23 187V190L24 189H26L27 188V185L26 186H24ZM28 187H30V184H29V186ZM39 187V186H38ZM132 187V186H131ZM143 187V186H142ZM192 187V186H191ZM206 187V186H205ZM17 188V187H16ZM19 188H21V187H19ZM19 188H18V190H19ZM52 188V187H51ZM65 188V187H64ZM66 188H65V190H66ZM174 188V189H173ZM175 188H176V190H175ZM177 188H179V189H177ZM180 188H183V190H181ZM196 188V187H195ZM10 189V188H9ZM30 189H33V188H30ZM35 189V188H34ZM33 189V190H34ZM40 189V188H39ZM42 189V188H41ZM46 189H47V187H46ZM58 189V188H57ZM56 188H55V190H57ZM130 189H132V188H130ZM208 189H205V190H207L208 191ZM8 190V189H7ZM33 190H31L32 192H34ZM48 190V189H47ZM46 190V191H47ZM52 190V189H51ZM51 190H50V193H51ZM55 190H54V192H55ZM59 190V189H58ZM63 190V189H62ZM72 190V189H71ZM135 190V189H134ZM181 190V191H180ZM219 190V191H218ZM10 191H11V189H10ZM14 191V190H13ZM26 191H28V190H26ZM26 191H24V193H27V194H29L28 192H26ZM31 191H29V192H31ZM37 191H38V189H37ZM139 191V190H138ZM206 191V193H208ZM221 191V192H220ZM36 192V191H35ZM44 192V191H43ZM43 192H41V193H43ZM48 192H49V190H48ZM53 192V191H52ZM56 192H58V191H56ZM55 192V194H56V196L58 195L57 193ZM60 192V191H59ZM58 192V193H59ZM63 191L60 193V194H62L63 195V193H64ZM147 192V193H146ZM168 192V193H167ZM175 192V193H176ZM182 192L179 194V196L182 194ZM38 193V192H37ZM36 193V194H37ZM40 193V192H39ZM157 193V192H156ZM175 193H173V194H175ZM184 193H186L185 191H184ZM215 193H218V194H215ZM3 194H5V192L3 193ZM8 194H9V192H8ZM13 194V193H12ZM31 194V193H30ZM35 194V195H36ZM164 194V193H163ZM6 195V194H5ZM22 195V194H21ZM21 195H19V196H21ZM33 195V194H32ZM43 195H45V193L43 194ZM42 195V196H43ZM141 195V194H140ZM147 195V196H146ZM156 195V194H155ZM177 195V194H176ZM175 195V196H176ZM184 195H186V194H184ZM184 195H182V197L184 196ZM29 196V195H28ZM37 196V195H36ZM41 196V197H42ZM53 196V195H52ZM136 196V195H135ZM163 196V195H162ZM171 196H169V198L171 197ZM175 196H173V197H171V198H175L176 199V197ZM17 197V196H16ZM23 197H24V195H23ZM26 197H27V195H26ZM55 197V196H54ZM53 197V198H54ZM58 197V196H57ZM57 197H55V199H57V201H59L58 200V198ZM59 197H60V195H59ZM155 197V196H154ZM181 197V196H180ZM4 198V197H3ZM8 198V197H7ZM22 198V197H21ZM21 198H20V200H21ZM29 198V197H28ZM30 198H32V197H30ZM44 198V197H43ZM48 198H49V196H48ZM156 198V197H155ZM169 198L167 199L166 198V202L168 203L169 201H171V200H169ZM41 199V198H40ZM45 199V198H44ZM134 199V198H133ZM1 200V199H0ZM3 200V199H2ZM5 200H6V197H5ZM23 200V199H22ZM21 200V201H22ZM26 200V199H25ZM28 200V199H27ZM54 200V199H53ZM52 200V201H53ZM60 200H61V197H60ZM138 200H140V199H138ZM154 200V205H155V201H158V200H156V199H153ZM183 200H184V202L185 203H187L186 201H188L189 200V197L187 198V196H184L183 197ZM4 201V200H3ZM2 201V202H3ZM150 201V205H148V202ZM174 201V200H173ZM15 202V201H14ZM27 202V201H26ZM30 202V201H29ZM53 202H55V201H53ZM189 202V201H188ZM199 202V201H198ZM45 203V202H44ZM141 203V202H140ZM166 203V204H167ZM170 203V202H169ZM171 203H173V204H171ZM170 204L172 205V207H174L175 206V204L177 203V201L176 202H171ZM175 203V204H174ZM202 203V202H201ZM220 203H224L225 205V207L222 205V204H220ZM243 203H245V204H247V206L244 208H242L241 207V209H240V206H243L244 204ZM3 204H5L4 202H3ZM134 204V205H133ZM219 204V205H218ZM243 204V205H242ZM43 205V207L41 206V208L39 209V208H37L38 210H39V216L40 215H42V217H43V215L45 214V213H47V214H49L48 212L49 211H51V208L53 207L52 206V202H51V200H49V201H47V203L44 205V204H42ZM55 205V204H54ZM136 205V206H135ZM159 205H161V203L159 204ZM186 205H188V208L189 209H191V204H189V203H187ZM206 206H207V204H205ZM212 205V206H213ZM222 205V206H221ZM4 206V205H3ZM7 206V205H6ZM158 206V205H157ZM162 206H164L163 204H162ZM168 206H170L169 204H168ZM167 206V207H168ZM177 206V205H176ZM2 207V206H1ZM135 207H136V209H135ZM154 207H156V206H154ZM167 207H166V210H167ZM171 207V206H170ZM171 207V209H170V211L173 209ZM145 208V209H144ZM158 208V207H157ZM162 208V207H161ZM201 208V207H200ZM204 208V207H203ZM206 208V207H205ZM204 208V209H205ZM212 208V207H211ZM210 207H209V211H210V209H211ZM217 208V209H216ZM220 208L221 209H224L223 210V212H221V210H220ZM1 210H2V212H5V211H3L4 209H3V207L2 208H0ZM135 209V212H134V214L135 215H133V216H131L130 215V213H131V211L132 210H134ZM156 209V208H155ZM159 209H160V206H159ZM202 209V208H201ZM1 210H0V216H1V214H3L2 212H1ZM5 210H7V208L5 209ZM161 210V209H160ZM165 210V208L162 210V211H164ZM206 210H207V208H206ZM157 211V210H156ZM173 211V210H172ZM171 211V212H172ZM174 211H175V207H174ZM87 212V213H86ZM149 212V213H150ZM154 212H155V210H154ZM167 214H171V212L170 213H168V211H165ZM165 212H163V213H165ZM6 213V212H5ZM4 213V214H5ZM35 213V212H34ZM33 213V215L35 216L36 215V213H38V211L34 214ZM52 214H53V212H51ZM86 213V214H85ZM141 213H143V212H141ZM155 213H158V211L157 212H155ZM173 213V212H172ZM202 213H203V211H202ZM7 214V213H6ZM46 214V215H47ZM85 214V216H84V218H82V220L79 222V220L81 219V217H83L82 215H84ZM144 214V213H143ZM154 214V213H153ZM153 214H151V216L152 217H154L153 218V220H155V224H154V227H152L153 229H151L152 231L153 230H155L154 228H155V225L157 226L159 223V218L156 220L155 219V215H153ZM204 214V213H203ZM32 215V216H33ZM38 215V214H37ZM145 215V214H144ZM147 215H148V213H147ZM159 215V214H158ZM162 215V214H161ZM202 215V214H201ZM205 216H206V214H204ZM5 215H3L2 217H4ZM31 216V217H32ZM33 216V217H34ZM142 216V215H141ZM150 216V215H149ZM151 216L149 217L150 219H151ZM163 216V215H162ZM161 216V217H162ZM30 217V220L29 221H32V219H33V217L31 218ZM36 217H38V216H36ZM145 217V216H144ZM158 217H160V215L158 216ZM165 218L164 219H168V217L169 218H171V216H164ZM39 218V217H38ZM51 218V219H50ZM195 219H196V217H194ZM1 219V218H0ZM3 219V218H2ZM27 219V218H26ZM28 219H29V217H28ZM37 219V218H36ZM35 219V217H34V220H36ZM44 219V218H43ZM79 219V220H78ZM185 219V218H184ZM188 219V218H187ZM199 219H201V218H199ZM39 220H40V218H39ZM42 220V219H41ZM75 220V221H74ZM76 220H78V222L80 223V226L81 227H79L80 228V231L78 230H76L75 232H76V234H72L73 235V237L69 240V241H67V242H65V237H67L66 235L69 233V236H70V232L72 231H74V230H72V228L75 226L74 224H72V221L75 223V224H79V223H77L76 222ZM152 219H151V222L153 221ZM161 220V219H160ZM165 220V221H166ZM171 220H173L172 218H171ZM171 220H169L168 219V221H171ZM26 221V220H25ZM23 222L22 224L24 225V224H26V223H28V221L27 222ZM37 221H38V219H37ZM43 221V220H42ZM150 221V220H149ZM164 221V222H165ZM168 221H166V222H168ZM177 221H178V219H177ZM180 221H181V218H180ZM34 222V221H33ZM41 222V221H40ZM165 222V223H166ZM196 222V221H195ZM199 222V221H198ZM197 222V223H198ZM201 222V221H200ZM123 223L126 225V226H123L122 227V225H123ZM153 223H154V221H153ZM158 223V224H157ZM29 224V223H28ZM167 224H169V222L167 223ZM178 224V223H177ZM182 224V223H181ZM27 225V224H26ZM25 225V226H26ZM31 225V224H30ZM73 225V226H72ZM119 225H120V227H121V229H120V227H119ZM163 225V224H162ZM180 225V224H179ZM193 225V224H192ZM195 225V224H194ZM21 226L22 225H20V228H21ZM25 226H23V229L22 230H24V227ZM196 226V225H195ZM70 227H72V228H70ZM76 227V226H75ZM199 227V226H198ZM197 227V228H198ZM32 228V227H31ZM79 228H77V229H79ZM196 227L194 228L193 227V229H197ZM28 229V228H27ZM157 229H158V227H157ZM157 229H156V231H157ZM21 230V231H22ZM18 231V230H17ZM16 231V232H17ZM20 231V230H19ZM28 231H30V229L28 230ZM85 231V232H84ZM159 231V230H158ZM157 231V233H159ZM188 232H189V234H190V239L191 240H189V241H192V239H195L196 237L195 236H197V234L198 233H195V232H193V231H191V227H190V229H188L187 230ZM23 232V231H22ZM24 232H26V228H25V230H24ZM71 232V233H72ZM130 232H132L133 234H129ZM20 233V232H19ZM19 233H17V234H19ZM14 234V233H13ZM17 234L15 233L14 235H16L17 236ZM21 234V233H20ZM19 234V235H20ZM23 235V236H24ZM177 235V234H176ZM203 235V234H202ZM11 236V235H10ZM16 236H14V237H16ZM21 236V235H20ZM165 238L163 237V238H161V239H166L167 238V236H168V238H172V237H174V236H172V237H169V236H171V235H167V233L165 234ZM158 237V238H157ZM176 237V236H175ZM12 239H14V240H16V238H13V237H11ZM20 237L18 236V238H17V241H18V239H19ZM23 238V237H22ZM70 238V237H69ZM168 238H167V240H166V242H169V241H171L172 240V242L170 243V245H166V246H168V248L167 249H169V250H167V252H168V260H164V262H168V264H169V262H171L170 261V256H174V253L175 254H177L178 255V253L177 252H179V251H177L178 250V246H176V241H174L173 239H169L168 240ZM177 238H178V236H177ZM205 239H206V243H205ZM9 240L8 241H6V243L7 242H9ZM22 240V239H21ZM184 240H185V238H184ZM17 241H16V243H17ZM20 241V240H19ZM143 242V246H145L144 245V240H142ZM146 241V240H145ZM180 241V240H179ZM186 241V240H185ZM65 242V243H64ZM176 242V243H175ZM15 243V244H16ZM58 243V245H56ZM65 244V246H63L64 244ZM147 243V242H146ZM145 243V244H146ZM186 243H189V242H186ZM192 243V242H191ZM191 243H189V244H187V245H185L186 246V248H184V249H186V250H184L183 252L184 253H187V252H189L188 250L190 249H193V247H191ZM9 244V243H8ZM11 244V243H10ZM108 244H110V245H108ZM139 244H140V242H139ZM149 244H150V242H149ZM169 244V243H168ZM182 244V243H181ZM202 244V243H201ZM6 245V244H5ZM53 245H55V246H57L56 248H57V250L58 249H60L59 251H57L56 250V248H55V246L52 248V246ZM109 246V248L110 247H112L113 248V250L109 253V249H106V250H108V255L107 256H104V254L106 253V250H103L104 249V247L106 248V246ZM206 246V245H205ZM6 247H7V245H6ZM5 247V248H6ZM140 247V246H139ZM142 247V246H141ZM183 247H184V245H183ZM9 248H11L12 249V246L10 245V247ZM55 248V249H54ZM108 248V247H107ZM145 248V249H146ZM164 248V249H163ZM180 248V250L182 249V245L179 247ZM206 248V247H205ZM52 249V250H51ZM111 249V248H110ZM150 249V250H149ZM159 249V250H158ZM160 249H161V251H160ZM163 249V250H162ZM201 249V248H200ZM206 249V250H207ZM53 251V250H55L54 251V253L53 252H51V254H49L47 251ZM147 250H144V251H146L147 252ZM57 251V252H56ZM103 251H104V253H103ZM160 251V252H159ZM170 251V252H169ZM174 251V253L172 254V252ZM162 252V253H161ZM166 252V253H167ZM190 252H192V251H190ZM164 253V254H163ZM170 253H171V255H170ZM182 253V252H181ZM181 253H179V255H181L182 256V254ZM183 253V254H184ZM107 254V253H106ZM207 254V253H206ZM50 255V256H49ZM178 255V256H179ZM188 257H191V255H193V252L191 253V255L189 256L188 255V253L186 254ZM185 254H184V258H186L187 256H186ZM186 256V257H185ZM162 257L164 258V259H162ZM174 257H176V256H174ZM173 257V258H174ZM193 257V256H192ZM150 258V257H149ZM206 258V259H207ZM171 259H172V257H171ZM175 259V258H174ZM173 259V260H174ZM180 259H181V257H180ZM192 259V258H191ZM172 260V261H173ZM176 260H177V258L175 259V262H176ZM179 260V259H178ZM187 261H189L190 260V258H189V260L188 259H186ZM186 261V262H187ZM180 262V261H179ZM178 262V263H179ZM205 262V261H204ZM207 262H208V260H207ZM172 263V262H171ZM192 263V262H191ZM172 264H174V263H172ZM195 264V263H194Z\"/></svg>",
    "mask_w": 264,
    "mask_h": 264
},
{
    "label": "rangeland",
    "instance_id": "obj_2",
    "mask_svg": "<svg viewBox=\"0 0 264 264\" xmlns=\"http://www.w3.org/2000/svg\"><path fill=\"white\" fill-rule=\"evenodd\" d=\"M6 0H4V2H5ZM8 1L9 0H7V4H8ZM13 1V0H12ZM11 0L9 1V4H11V2H12ZM69 1H71V0H69ZM85 1V0H84ZM91 1L93 2V3H91ZM95 0H86L85 2H82L83 4H82V6L80 7V9L82 8V7H84V8H82L81 10L79 9L78 10V12H77V14H78V16H80V17H78L77 16V18H76V20L74 21V23L71 25V27H70V29H69V31H68V33H67V38H66V40L63 42V44H62V46L64 47H60V49L57 51V54H56V57H55V62H53L52 64H53V66L52 67H48L47 69L48 70H43L42 69V71L43 72H45V75H46V79L44 78L43 79V81L41 82V86H42V88H43V90H45V86H46V92H44L43 90H41L42 88L40 87V93H41V95H42V100H40L41 102H39V103H41V106H39V109L40 108H42L43 107V110H44V108H46V113H45V115L47 116V117H50L49 119H50V121H49V119L46 117V116H43L42 118H39V120L41 119H46V122H45V120H42V124H43V126H46V123L48 124V126L49 125H51L52 124V126H53V123L54 122H56V125H59V124H57V123H59L60 121L58 120V116H57V120L55 119V116H56V113L59 115V113H60V111L62 110L61 108H63L64 106H65V104L63 103V101L62 100H70V102L72 103L70 106L71 107H69V111L71 110V112H68L69 114H66V116H68L69 115V117H67V119H68V121H67V119H66V123H65V126H66V129H65V126L63 127V131L64 132H62L63 134H62V136L63 137H61L60 139L62 140V139H64V140H62V141H60V139L58 140V141H60V142H58L57 143V141L55 142V144H53L52 145V148H54V150L52 149V148H48L49 150H45V152H44V155H46V153L48 154V155H50L51 153H53V151H54V154H51V155H53V158L56 160H54V163H52L53 164V168H55V170L54 169H52V167H51V164H50V161H51V159H53V158H50V157H52V156H48V155H46V156H44V155H40V156H37L38 155V153H36L35 152V150L36 151H39L43 146L41 145L42 143H44V139L43 138H41V135L39 136L40 138H41V140L40 141H43V142H39V140L37 139L36 140V138L38 137V135H36V136H31L30 138L32 139V137H34V139H35V142L33 141L32 142V140H30L29 139V142L30 143H35L36 145L34 146V148H35V150H32V149H34L33 148V146H31V144L29 143V142H27V139H23V141H25V142H21L20 143V146L21 145H23L22 147H23V149L21 148V147H18L16 150H15V152H14V154H12L11 156H10V158H8L6 161H4V162H0V179H2V181L0 180V208H2L3 207V209L5 208H7V210H3V211H5V212H2V210H1V212L3 213V214H1V216H0V256H3V254H6L7 252H9V251H12L13 249H14V247L16 246V245H20L21 243H23L24 242V240H25V235L24 234H27V233H32L33 232V230L32 229H36V228H34L36 225L38 226L39 224H42L43 222H44V220L46 221L47 220V217L48 216H50V215H54V212L55 211H52V210H54V207L58 204V203H60L62 200H63V198L66 196V194L67 193H71V192H73L74 190H75V186L77 187V184H78V182L79 181H81L82 180V177H85V175L86 174H88V173H91L92 171H95L96 170V168L98 167L97 165H98V163L100 164L101 163V161L103 162V163H101L100 165H104V162H108V158H109V155H110V153L111 152H113V157H112V159L110 160V165H114V164H118V162H119V158H117V155H122L123 153H124V151H125V148H126V146H127V144L128 143H130V141H131V139H132V137L134 136V135H136L137 133H138V130H139V128L143 125V123L145 122V120L147 119V117L148 116H150V113H149V110H151L152 108H154V106L157 104V101L158 100H163L164 98H166L167 97V95H168V93H171L172 92V90H174V92H172L171 94H175V92L177 93L178 92V88H177V85L178 84H176L180 79H181V77H182V73H184V71H183V69L186 67V66H188V64H190V61L192 62V60H193V58L192 57H194L195 56V54H196V52L198 51V49H200L201 47L203 48V47H205V46H207L208 45V43L210 42V44L211 43H213V42H215V41H213V38L215 39H217L218 37H221V35L219 34V32L220 33H222L224 30H225V28L227 29L228 28V24H230V22H232L234 19L236 20V21H242V22H246L248 19H250V18H252V17H254V14L255 13H257V11H254V10H256V9H258V8H260V6H262V2H261V0L259 1V0H227L226 2L228 3V5L226 4V2L224 3V4H226V5H224V7H223V4H221V3H223L225 0H207V1H209V3H213V4H209L208 3V5H213V6H209V8H208V6L207 5H204V4H207V2H206V0H201V2H199V0L197 1V2H199L200 3V5H201V3H203L202 4V7L203 6H206L205 8L203 7V9L205 10V11H203V9H200L201 8V6L199 7V3H195V0H192V1H190V0H184V2H183V0L179 3V5H181V8L184 6L185 8H187V6H190V9L191 10H194V9H197L198 11H191V10H188V9H185L184 7V9H185V11H184V9H183V11L185 12V15H184V13H183V11H181L180 10V12H181V14H182V17L181 16H179V15H181L179 12H177V11H179V9H180V7H179V5H178V3H177V5H176V3L174 2V4L176 5V7H177V9L175 8V9H173L174 7H175V5H174V7L171 9V5L172 4H170L169 3V5H166L167 6V11H165L166 10V6H163V4L160 6V8H157L156 10L157 11H152L151 9H153V7H154V5L155 4H159V2H157L158 0H96L95 2H94ZM107 1H108V3H107ZM160 1V0H159ZM203 1V2H202ZM216 1V2H215ZM230 1V2H229ZM14 2L16 3V0H14ZM19 2V1H18ZM49 2H51V4H59L60 6H56L55 8H57L55 11H58V9H59V14H58V17L59 18H61V15L63 14V12L65 11V6H66V8H67V6L68 5H66L67 3L69 4V2H68V0H56V1H54L53 0V2L52 1H50L49 0ZM57 2V3H56ZM87 2H89V3H91V4H88ZM143 4H142V3ZM156 2V3H155ZM189 2V3H188ZM13 3V6L11 7V8H13V7H15L18 3ZM85 3V4H84ZM190 3H191V5H194V3H195V5L194 6H196L195 8L194 7H192L191 5H190ZM215 3V4H214ZM217 3V4H216ZM261 3V4H260ZM6 4V3H5ZM6 4V6H8ZM15 4V5H14ZM93 4H96V5H93ZM136 4H137V6H136ZM152 4H154L153 6H152ZM183 4H185V5H183ZM65 5V6H64ZM84 5V6H83ZM87 5V6H86ZM91 7V11H90V9H88V8H90L89 6ZM92 5V6H91ZM105 5V6H104ZM109 5V6H108ZM120 5V6H119ZM141 6V7H139V6ZM220 5V7H221V5H222V9H220L218 6ZM10 6L11 5H9L8 7L10 8ZM52 6V8H54V6L53 5H51ZM50 6V7H51ZM93 6H95L94 8H93ZM124 6V7H123ZM155 6H157V5H155ZM168 6H169V8H168ZM173 6V5H172ZM198 6V7H197ZM216 6H217V8H216ZM62 7V8H61ZM88 7V8H87ZM102 7V8H101ZM134 7H136V9H134ZM192 7V8H191ZM85 8H87L86 9V12L84 11L85 10ZM130 8V9H129ZM139 8H141V10L142 11H139ZM199 8V9H198ZM219 8V9H218ZM61 9V10H60ZM93 9V10H92ZM97 9V10H96ZM218 9V11L217 12H213L214 13V18H212L213 17V14H212V16H211V13L210 12H212V10H217ZM52 11H54L53 9H51ZM83 10V11H82ZM87 10H89V11H87ZM96 10V11H95ZM108 10V11H107ZM140 12V14H139V12ZM171 10H173V12H174V16H176L177 18H175V17H173V18H175L176 19V22H178L179 20L180 21H182L181 23H183V24H179V23H176L175 25V27H176V31L175 30H171V28L173 29V27L174 26H170V25H172L173 23H171V22H169L170 20H169V18L167 17V16H171L172 15V11ZM186 10H188L189 12H187ZM202 10V11H201ZM81 11V14L79 13ZM120 11V12H119ZM159 11V12H158ZM165 11V13L167 14H165V13H163ZM202 13V14H198L199 16H200V19L202 20H200L199 19V16L197 15V14H195V12H198V13H200V12ZM111 12V13H110ZM138 12V13H137ZM152 12V13H151ZM169 12H171V13H169ZM193 12V13H192ZM84 13V14H83ZM154 13V14H153ZM156 13V14H155ZM161 13V14H160ZM171 14V15H169V14ZM191 13H192V15H191ZM211 16V18H212V20H210L208 17H209V15ZM92 14V15H91ZM118 14V15H117ZM130 14V15H129ZM137 14H138V16H137ZM163 14H165L166 16H164ZM177 14V15H176ZM189 14H190V16H189ZM205 14V15H204ZM82 15H83V17H82ZM85 15V16H84ZM117 15V16H116ZM123 15V16H122ZM140 15V16H139ZM152 15V16H151ZM156 15V16H155ZM161 15V16H160ZM204 15V16H203ZM207 15H208V17H207ZM129 16V17H128ZM163 16V17H162ZM186 18H185V17ZM187 16L189 17V19L190 20H192V22L194 21L195 22V25H194V23H191V21L188 19V21H187ZM207 17V19L208 20H206L205 18ZM123 17H125V18H123ZM139 17H141L142 18V20H140V18ZM154 17V18H153ZM167 17V18H166ZM178 17H181V19H179ZM185 18V20H183L184 18ZM205 17V18H204ZM59 18H56V19H59ZM123 18V19H122ZM149 18H151V19H149ZM155 18H156V22L158 23H156L155 22ZM158 18H159V20H158ZM165 18V19H164ZM172 18V16L170 17V19ZM172 18V19H173ZM234 18V19H233ZM119 19V20H118ZM125 19H127V20H129L130 19V21H127V20H125ZM145 19H147V20H145ZM161 19H164V20H161ZM171 19V21H175V19H173L172 20ZM179 19V20H178ZM195 19H196V21H195ZM198 19H199V21H198ZM247 19V20H246ZM122 20V21H121ZM140 20V21H139ZM149 20L151 21V22H149ZM154 20V21H153ZM165 20H168V21H165ZM178 20V21H177ZM204 20H206V21H208V22H204ZM109 21V22H108ZM120 21V22H119ZM123 21H125V22H123ZM141 21L143 22V21H145V22H143L144 24H145V27H147V28H145L144 27V24L143 23H141ZM147 21V22H146ZM162 21V22H161ZM179 21V22H180ZM185 21H187V22H185ZM214 21H215V23H214ZM229 21V22H228ZM56 22V21H55ZM119 24H118V23ZM123 22V23H122ZM153 22H155V23H153ZM160 22L161 23H163L165 26H167V27H164V25L163 24H160ZM166 22V23H165ZM185 22V23H184ZM192 24H190V23ZM201 22V23H200ZM202 22H204V23H202ZM210 22V23H209ZM218 22V23H217ZM226 22H228V23H226ZM121 23H122V25H121ZM151 23V24H150ZM170 23V29L168 28L169 26H168V24ZM190 24V27H188L186 24ZM199 23V24H198ZM220 23V24H219ZM105 24H107V26L105 27ZM118 24V25H117ZM137 24V25H136ZM140 24V25H139ZM147 24V25H146ZM151 26L152 24L153 25H157V27L158 26H160V25H163V27L162 28H160L159 27V29H157V27H155L154 28V26L153 27H150L149 25ZM177 24L179 25V27L177 26ZM207 24V25H206ZM216 24H219V25H216ZM227 24V25H226ZM93 25V26H92ZM99 25V26H98ZM126 25V26H125ZM135 25V26H134ZM183 25V28H181L180 26H182ZM199 25V26H198ZM214 25V26H213ZM215 25H216V27H215ZM56 27L55 28H57L58 27V23L56 22V25H55ZM116 26V27H115ZM137 26V27H136ZM141 26V27H140ZM194 26V27H193ZM196 26L197 27H199V28H196ZM205 26H206V28H205ZM119 27V28H118ZM126 27V28H125ZM131 27V28H130ZM134 27V28H133ZM200 27H202V28H200ZM212 27V30H213V33H212V30H210V28ZM218 27V28H217ZM97 28V29H96ZM99 28H101V29H99ZM108 28V30H105V29H107ZM140 28H145L144 30L143 29H140ZM151 28V29H150ZM166 30H165V29ZM178 28H181V29H183V31H181V29H179L178 30ZM190 28V29H189ZM192 28H195V30H194V32L193 33H190V31H191V29ZM216 28H217V30H218V32H217V30H216ZM221 28V29H220ZM92 29V30H91ZM94 29V30H93ZM97 31H96V30ZM120 29V30H119ZM128 29V30H127ZM133 29V30H132ZM146 29H147V32H148V30H149V32H151V33H146ZM162 29V30H161ZM200 30V33H197V32H199V31H196V30ZM100 32H99V31ZM105 30V31H104ZM132 30V31H131ZM137 30V31H136ZM141 32V30H142V32L140 33L141 34V39L143 38V36L144 37H146V38H144L143 39V43H140L141 41V39L140 38H137V40L135 39L134 40V38H135V35L136 34H138L139 35V31ZM153 30V31H152ZM159 30V31H158ZM164 30V31H163ZM186 30H188V33H190V36H189V34L188 33H186L187 31ZM190 30V31H189ZM192 30V31H193ZM257 30V29H256ZM112 31V32H111ZM114 31V32H113ZM118 31V32H117ZM131 31V32H130ZM144 31V32H143ZM156 31V32H155ZM171 31V32H170ZM173 31V32H172ZM203 32V34H202V32ZM215 31V32H214ZM99 35H97V38H96V33ZM100 34H99V33ZM105 32V33H104ZM108 32V33H107ZM123 32V33H122ZM136 32H138V33H136ZM254 32H255V30H254ZM254 32L253 31H250V33L248 32L247 34L248 35H246V36H251V38H252V40H253V38H254V40L252 41L251 39H248V38H250V37H246L245 35H243L242 37H239V38H237L236 39V41L234 40V42L233 43H231V44H229L230 45V47H229V45L227 46V48L229 47V48H231V49H229V51L232 53L233 52V54H228L229 56L227 57V58H231V60H229L228 59V61H230L231 63H229L228 62V65L229 66H231L230 67V70H229V66L227 65V61H225V59H227V58H225L226 56H224V57H222V55H221V57L219 58V60L217 59V58H214V57H217V56H213L212 57V55H211V57H210V59L209 60H211L210 62H209V60L206 62V64H207V66H205V68L203 69V70H205L203 73H206V74H209V75H207V76H209V77H213V78H211L212 80H210V78L209 77H207L206 79H207V82H209V83H205L204 85H203V89H202V86H195V88L198 90L197 91V94L195 95V96H193L191 99H189V101L186 103L187 105H188V107H190V105H191V108H193V106H195V108L196 109H194V117H193V114H189L190 112H186V110L183 112V115L184 114H186V115H184V116H186V117H191L192 118V121H194L195 123H194V125L196 126V127H191L190 128V130H191V136H190V138H189V141H188V143H190L191 144V146H190V144H189V148H190V151H189V148L187 149V151L188 152H183V159L180 161L181 162V165L183 164V165H185V167L182 165H180V171H181V169L182 170H184V171H181V174H180V176L182 175V173L184 174L185 173V170H186V172H187V170L189 171L188 173H186L185 175H187L189 178L187 179V178H185L183 175L181 176V177H183V179L185 178V180L184 181H182V179H181V181L184 183V188H186V189H184L183 190V188H180L181 190H183V192H182V194L179 196V194L181 193H178V191L179 190H177V192L176 191H174V190H172L171 191V193H169V194H172V196L171 195H169V196H171V197H173V196H175L176 194V199L175 198H169V196H167V195H165L166 193H165V189H167L166 187H168V186H166L163 190L161 189V187H159L160 185L159 184H157V183H155L156 182V180H157V177H156V173H157V171L158 170H155V169H158V168H156V164H159V163H157V161L158 160H156L157 159V156L158 155H156L155 157H154V159L152 160L151 158H152V156H151V158L149 159V162H148V164L144 167V168H141L140 170H138L134 175L136 176H138L139 175V177H141V179L140 180H143L142 178L144 177V180L143 181H140V180H136V181H132L131 183H130V185H129V187L130 188H132V189H130L129 188V190L132 192V195H133V197L130 199L131 200V202L132 203H134V204H136V205H138V207L140 208L139 209V211H141V209L143 210V207H142V205L141 206H139L140 204H145V203H143L144 202V200L142 201V197L144 196L143 194H142V191L144 190V191H146V185H148V191L149 190H151L152 191V194L156 197H151L152 199H151V201H153V203H151V206H152V208H154V210H155V212H157L158 211V213H155L154 212V210L153 209H151L152 210V212H150L149 211V208H148V211L146 210L145 212H144V210L143 211H141V212H143V213H141V212H139V214H137V215H139L140 217H141V219H147L148 220V222L150 223L149 225H153L152 227H154V224L157 222H155V220H153V218L154 217H152L151 216V214H153V215H155V219L157 220L158 218H159V224L156 226L155 225V230H151V229H153L152 227H150L151 229H150V231L149 232H147V234H148V238H147V235L145 236V239L144 238H142L139 242H140V244H139V242H138V244H137V250L139 251V253L141 254V257H144V256H147V254H148V250H147V248H148V246H146V245H150L149 246V248L151 247V243H157L158 241H160V240H164L165 242L164 243H167V244H165V246H164V244L163 243H160L159 242V244H161L162 245V247H165L166 249H164V253H165V255L166 256H164L163 255V257H165V259L162 257V259H164V260H168V252H167V250H169V249H167L168 248V246H166V245H170V243L172 242V240L171 241H169V242H166V240H167V238H168V236H167V238L166 239H161V238H165L166 236H165V234L167 233V235L169 234V235H171V236H169V237H172V236H174V237H172V238H168V240L169 239H173L174 241H176L175 243H176V246H178V250L177 251H179V252H177L178 253V255H179V253H181L182 254V256L181 255H177V254H175L174 253V251L172 252V254L174 253V256H176V257H174L173 255L172 256H170L169 258H170V261L172 262V263H174V264H207V263H209L210 262V260L207 258V256L209 255L208 254V247H207V244H204L202 241H204L203 240V238H204V232H202V231H204L203 229H202V222H203V220L204 219H206L207 218V216L210 214H212V212H214V209H215V206L213 205L214 204V202H213V206L210 204V203H208L209 202V198L210 197H208L207 195L209 194V190H211V189H213L214 187H215V185L214 184H210V182L212 181L213 183H214V181L215 180H217L216 182H215V184L218 182V179L217 178H219V180H220V178L222 179L223 178V176L230 170H228L227 171V168H230V167H227V165L229 164V162L227 163V165H226V169L224 168V171L222 170V169H220V170H218V168L216 167L218 164H219V162H217V161H221V160H217L218 159V157L219 158H223V156L224 155H226L227 153H224L225 151L227 152V149H229V151L228 152H230L231 150H233L234 151V147L232 146V144L230 143L231 142V140H232V138H233V136L234 135H237V136H241V137H245V136H251V137H253V139L254 140H256V141H258L257 143H256V141H255V144L253 145V146H250V149L251 150H255L256 148H258V144L261 142V140L264 138V96H263V94H264V92L261 90L262 89V87H263V89H264V86L262 85H260V81L262 80V83H263V80H264V75H262L263 74V72H264V56H262V55H264V45L262 44V42H264L263 40H264V29H262V30H259L258 32H261V33H259V34H263V35H260L259 37H258V32H255V34H254ZM103 35H102V34ZM115 33V34H114ZM117 33V34H116ZM132 33V34H131ZM136 33V34H135ZM142 33H144V35H142ZM158 33V34H157ZM197 33V34H196ZM216 33V34H215ZM251 33H252V35H251ZM109 34L111 35V36H109ZM114 34V35H113ZM171 34V35H170ZM188 34V35H187ZM192 34V35H191ZM197 35V37H196V39L194 38V36H196ZM210 34V35H209ZM255 35V37H256V39H255V37H254V35ZM258 34V35H257ZM100 35L101 36H103L102 38L100 37ZM106 35V36H105ZM119 35V36H118ZM129 35H130V37H129ZM138 35H136V37H138ZM146 35H151V38L149 37V36H146ZM152 35H154V36H152ZM194 35V36H193ZM217 35V36H216ZM220 35V36H219ZM119 38H118V37ZM128 36V38H126ZM133 36V37H132ZM158 36V37H157ZM162 36H164V37H162ZM192 36V40L190 39V37ZM198 36H200L199 37V39H198ZM204 36V37H203ZM205 36H206V38H205ZM208 36V37H207ZM216 36V37H215ZM99 37V38H98ZM113 37V38H112ZM124 37V38H123ZM132 37V38H131ZM148 37V38H147ZM155 37H156V39H155ZM209 37H210V39H209ZM246 37V38H245ZM262 37V38H261ZM164 38V39H163ZM167 38V39H166ZM203 38V39H202ZM241 38V39H240ZM260 38V41H257L258 39ZM114 39V40H113ZM124 39V40H123ZM125 39H126V43H125ZM128 39V40H127ZM131 39V40H130ZM133 39V40H132ZM147 39H150L149 41H147ZM155 39V40H154ZM159 39V40H158ZM246 39V40H245ZM261 39H262V41H261ZM120 40H122V41H120ZM139 40V41H138ZM146 40V41H145ZM175 40V41H174ZM203 40H205V41H203ZM105 41V42H104ZM108 41V42H107ZM113 41V42H112ZM115 41V42H114ZM135 41V43H136V46H135V43L133 44V42ZM137 41V42H136ZM172 41V42H171ZM208 41V43H206ZM248 41H249V43H248ZM256 42V44L258 45H256V44H254V43H252V42ZM119 42H123L122 44V46H120L119 47V45H121V43H119ZM128 42V43H127ZM140 43V46H139V43ZM148 42H150V44L148 43ZM242 42V43H241ZM244 42V43H243ZM259 42H261V43H259ZM132 43V44H131ZM168 43H170V44H168ZM192 43V44H191ZM197 43H199V44H197ZM235 43V44H234ZM238 43V44H237ZM240 43V44H239ZM69 44V45H68ZM112 44V45H111ZM119 44V45H118ZM124 44H126V45H124ZM131 46H130V45ZM153 44H156V45H153ZM209 44V45H210ZM242 44V45H241ZM263 46V50L260 48V46L261 45ZM74 45V46H73ZM115 45H117V46H115ZM128 45V46H127ZM133 45V46H132ZM143 45V46H142ZM146 45H147V47H146ZM208 45V46H209ZM239 45H241V46H239ZM246 45V46H245ZM249 45H251V46H249ZM260 45V46H259ZM106 46V47H105ZM116 47V49H115V47ZM125 46H126V48H125ZM130 46V47H129ZM139 46V48L142 46V48H140L141 50L140 51H137V53H136V50H138V47ZM234 46V47H233ZM244 46V47H243ZM74 47V48H73ZM117 47H119V51L121 52V51H124L125 49H128L129 51H130V48L131 49H135L134 47H136L137 49H135L133 52L135 53H133V55L131 54L132 52L130 51V55H129V53L127 52V55L130 57L131 55L133 56V58L134 59H136V60H134L133 58H131V61H130V59L129 58H126L127 57V55H125L126 57H124V58H126L127 59V61L125 60V61H123L122 63L123 64H121L120 65V68L118 69V66H117V71L115 72V74L116 75H114V73H111V71L110 72H107V67H108V65H111L110 63H112L111 62V59H113V55L112 54H116L117 55V53H120L119 51H116L117 50ZM122 47V48H121ZM125 49H124V48ZM146 47V49H144ZM149 47V48H148ZM157 47V48H156ZM179 47V48H178ZM251 49H250V48ZM65 48H66V50H65ZM111 48L114 50H111ZM121 48V49H120ZM148 48V49H147ZM171 48V49H170ZM173 48V49H172ZM178 48V49H177ZM181 48V49H180ZM185 48V49H184ZM242 48V49H241ZM246 48H247V51H246ZM260 48V49H259ZM123 49V50H122ZM142 49H143V52L141 53V51H142ZM233 49H235V50H233ZM242 51H241V50ZM245 49V50H244ZM259 49V52H257V50ZM64 50H65V52H64ZM107 50H109V51H113L112 53H110V54H108L109 53V51H107ZM144 50H145V52H144ZM147 50V51H146ZM183 50V51H182ZM260 50H262L261 52H263V54H260ZM97 51V52H96ZM116 51V53H114ZM125 51H127V50H125ZM149 51V53H147ZM155 51V52H154ZM251 52V53H250ZM86 53V54H85ZM104 53V54H103ZM105 53H107V54H105ZM122 53V52H121ZM141 53V54H140ZM143 53H147V54H144L143 55ZM153 54V55H151V54ZM174 53V54H173ZM243 53V54H242ZM248 53H250V55H252V56H250ZM258 53L260 54V56H258ZM177 54V55H176ZM216 53H214L213 55H215ZM66 55V56H65ZM90 55V56H89ZM109 55V56H108ZM116 55H115V57H116ZM119 55V54H118ZM136 55H137V57H136ZM140 55V56H139ZM141 55H143L144 57H141ZM148 56V55H150L149 57H150V59H149V57H147V59H146V56ZM216 55H218V54H216ZM232 55V56H231ZM239 55V56H238ZM58 56V57H57ZM87 56V57H86ZM169 56V57H168ZM177 56V57H176ZM243 56V57H242ZM245 56V57H244ZM248 56H250L249 58H253V56H254V58H256V56L258 57V59H255V61H261V63H259L258 62V64L256 63V62H254V64H253V62L252 61H254V59H252L251 58V60L250 61H246L245 62V60H246V58ZM64 57V58H63ZM67 57H69L68 59L69 60H67ZM90 57V58H89ZM92 57V58H91ZM261 57V58H260ZM61 58V59H60ZM109 58H110V60H109ZM141 58V59H140ZM222 58H225V59H222ZM235 58V59H234ZM240 58V59H239ZM245 58V59H244ZM107 59L109 60V62L107 61ZM143 59H145L146 60V62L145 61H143ZM150 60V61H152V62H150V61H148V63H147V60ZM171 59V60H170ZM213 59H215V60H218V61H220V62H216L215 60L213 61ZM222 59V60H221ZM244 59V60H243ZM74 60V61H73ZM247 60H248V58H247ZM65 61V62H64ZM133 61H135V64H133L132 62ZM136 61H137V63H136ZM140 61H143L144 62V64L145 63H147V65H144V64H142V62L140 63ZM169 61V62H168ZM213 61V62H212ZM223 61H224V63H223ZM244 61V62H243ZM85 62H87V63H85ZM107 62V63H106ZM126 62V67H125V69H126V71H127V74H126V71H125V74H124V76L121 78V77H119V76H121V74L120 75H118L119 74V72H121V71H118V70H122L124 67H123V65H124V63ZM150 62V63H149ZM214 62H216V65H212V64H214ZM243 62V63H242ZM248 62H250L249 64H248ZM251 62H252V64L254 65V67H252V65H250L251 64ZM64 63H65V65H64ZM67 63V64H66ZM106 63V64H105ZM132 63V64H131ZM138 63H140V65L138 64ZM217 63H223V64H221L222 65V69H221V71H219V68H221V67H218V64ZM234 63V64H233ZM244 63H246L247 64V69H249V70H247L248 72L247 73H249L250 71H251V69L253 70V68H254V70L253 71H251L250 73H253L254 71H255V64H257V66H256V70L257 69H259V67H260V64L263 66H261L260 68V71L262 72V73H260V72H258V70H257V75L256 74H254V76L256 77V76H258V77H254L255 78V81H257L256 82V85L257 84H259L261 87H259L258 86V88L256 87V89H255V93L254 94H256V95H259V96H257L256 98H259L260 97V100L258 101V99H257V102L258 103H261L260 105L258 104V103H255V102H252V101H248L247 102V100H246V102L248 103H238V106H237V108H236V110H235V112L233 113L234 115H235V113L238 115L239 113V115L238 116H240V117H235L233 114L229 117L228 115H224V116H222L223 118H222V120L223 121H225L226 123L229 121V123H227V125H229L228 127L226 126V124L225 123H223V122H220V119H221V117L217 120V119H215V118H213L214 120H212L211 119V122H213V123H211L212 124V127L214 128H212L211 127V125H209L210 124V121H209V123H208V125H206L207 124V122H206V120H207V117H209L208 116V113L206 112V106H207V100H206V98H207V96H206V98H205V95L208 93V92H214L215 90H217V91H215V92H218L219 90H222V92H223V89L225 90L227 87V84L228 83H225L226 81L225 80H227V77H225L226 76V74L227 73H225L226 71H228V74L229 73H232V75L230 74V79L231 80H233L232 82L235 84L237 81L235 80V73L236 72H238L239 71V69L244 65ZM77 64V65H76ZM104 64H105V66H104ZM131 64V65H130ZM141 64H142V67H141V70L139 71H137V69H140V66H141ZM219 64V65H220ZM225 64V65H224ZM231 64V65H230ZM243 64V65H242ZM245 64V65H246ZM60 65V66H59ZM67 65V66H66ZM70 65V66H69ZM103 65V66H102ZM128 65V66H127ZM136 65V66H135ZM138 65H139V67H138ZM223 65H224V69H223ZM242 65V66H241ZM248 65H249V67L250 68H248ZM259 65V66H258ZM47 66V65H46ZM48 66H51V65H48ZM56 66V67H55ZM77 66V67H76ZM131 66H134V69H133V67L131 68ZM147 67L146 69H147V71L145 72V70H144V68L145 67ZM217 67V68H214V67ZM228 66V67H227ZM241 66V67H240ZM54 67V68H53ZM63 69H62V68ZM90 67V68H89ZM92 67V68H91ZM106 67V68H105ZM123 67V68H122ZM252 67V68H251ZM258 67V68H257ZM64 68H65V70H64ZM78 69V70H76V69ZM97 68V69H96ZM105 68V69H104ZM129 68H131L132 70H130ZM143 68V69H142ZM226 68H228V70H226ZM237 68V69H236ZM239 68V69H238ZM263 68V69H262ZM49 69H52V73L51 72H49ZM69 69V70H68ZM73 69V70H72ZM88 69V70H87ZM128 69V70H127ZM154 69V70H153ZM217 69V70H216ZM54 70V71H53ZM84 70V71H83ZM89 70H91V71H89ZM92 70H93V72H92ZM101 70V71H100ZM105 70V71H104ZM132 71V72H130V71ZM134 70H135V72H136V74H138V75H136L137 76V78L139 79V81L137 80V78H136V76H135V72H134ZM158 70V71H157ZM160 70V71H159ZM223 70H226V71H223ZM51 71V70H50ZM62 71H63V73H62ZM66 71V72H65ZM82 71V72H81ZM96 71V72H95ZM104 71V72H103ZM143 71V72H142ZM43 72L41 73V70L40 71H38L37 72V76L35 75V79H37L36 81H39L40 82V78H43V76H45V75H43ZM54 72V73H53ZM69 72H71V73H74L75 72V74L73 75H71V73H69ZM89 72V73H88ZM145 72V74H142V73H144ZM157 74H156V73ZM39 73H40V76H42V77H40V78H38L39 77ZM47 73V74H46ZM49 73V74H48ZM65 73V74H64ZM68 73V74H67ZM80 73V74H79ZM85 73H86V75H85ZM95 73V74H94ZM118 73V74H117ZM130 73H131V75H132V73H133V75H134V77H133V75L131 76L130 75ZM140 73L142 74V75H140ZM210 73H213V74H210ZM42 74V75H41ZM215 74V75H214ZM227 74V75H228ZM260 74L262 75V76H260ZM53 75V76H52ZM55 75V76H54ZM70 75V76H69ZM76 75V76H75ZM79 75V76H78ZM96 75V76H95ZM118 75V76H117ZM154 75V76H153ZM214 75V76H213ZM47 76H48V78H47ZM55 78L54 80H53V78ZM59 76V77H58ZM73 76V77H72ZM91 76H95V78L96 79H94V80H96L97 82H99V86H97L98 84H96L97 82H93L94 83V85L96 86V87H100L99 89H97L96 87H91V89H90V91L88 92V96L89 97H87V98H85L86 96V92H87V90H86V92H85V94H83V90H85L86 89V82L89 80L88 78L90 77L91 78ZM101 77V78H99V77ZM104 76V77H103ZM232 76V77H231ZM37 77V78H36ZM64 77V78H63ZM69 77H71L70 78V80H71V82L69 81ZM84 77H85V80H84ZM118 78V81H117V78ZM128 77V78H127ZM129 77H131V79L129 78ZM228 77H229V75H228ZM260 77H263V78H260ZM51 79L52 78V80H49V81H47V79ZM58 78V79H57ZM80 78V79H79ZM86 78H87V80H86ZM102 78H104L103 80H102ZM106 78V79H105ZM126 78V79H125ZM152 78V79H151ZM223 78H225V79H223ZM261 79L260 81L258 80V79ZM62 79V80H61ZM67 79H68V81H67ZM72 79H73V81H72ZM114 79H115V81H114ZM149 79V80H148ZM257 79V80H256ZM81 80H82V82H81ZM84 80V81H83ZM99 80V81H98ZM110 80V81H109ZM121 80V81H120ZM125 80H127V81H125ZM129 80H130V82H129ZM137 80V81H136ZM173 80V81H172ZM229 80V79H228ZM45 81H47V82H45ZM53 82V83H48V82ZM86 81V82H85ZM117 81V82H116ZM120 81V82H119ZM122 81L124 82V83H122ZM133 81V82H132ZM222 81V82H221ZM223 81H225V82H223ZM258 81H259V83H258ZM54 82L55 83H57L58 85H56V84H54ZM101 82V83H100ZM103 82V83H102ZM106 82V83H105ZM109 82V83H108ZM131 82H132V84H131ZM135 82V83H134ZM176 82V83H175ZM210 82H213L212 83V85L210 84ZM27 84H29L30 86H32V84H33V82L31 81V82H26ZM42 83H43V85H42ZM48 83V84H47ZM69 83V84H68ZM70 83H72V84H70ZM82 83V84H81ZM110 83H111V85H110ZM119 83V84H118ZM171 83V84H170ZM173 83H174V86H173ZM223 83H225L226 85H223V87H222V84ZM25 84V83H24ZM51 84L53 85H55V86H58L57 88L60 90H63V91H59L57 88H55V90L53 91L52 90V88H54L53 86L51 87ZM61 84V85H60ZM64 84V85H63ZM85 84V85H84ZM101 84V85H100ZM103 84L105 85H107L108 86V88H106V86H103ZM115 84V85H114ZM116 84H117V86H116ZM121 84V85H120ZM210 84V86H212V87H214L215 85H219L220 84V86H218L219 88H216V89H209V87L210 86H208ZM238 84V83H237ZM264 84V83H263ZM27 86L26 84H25V86H22L23 88H24V90H23V88L21 89L20 88V90H22V91H18L17 92V94H16V97H15V100H14V103L13 104H15V102H16V107L14 108L13 107V111H14V109L16 110V108L18 109L19 108V110L20 109H22V101H23V99H24V97H25V95L24 94H26L27 92H26V90H29L30 91V86ZM82 85V86H81ZM93 85V86H94ZM115 86V90L114 89H112V88H114V86ZM44 86V87H43ZM47 86H48V88H47ZM67 86V87H66ZM71 86V88H69ZM103 86V87H102ZM120 86H123V88L121 87L120 88ZM127 88H126V87ZM176 86V87H175ZM208 86V88L206 89V87ZM29 87V88H28ZM61 87V88H60ZM64 87V88H63ZM72 87H73V89H72ZM76 87V88H75ZM85 87V88H84ZM105 87V88H104ZM119 87V88H118ZM205 87V88H204ZM217 87V86H216ZM66 88V89H65ZM102 88H104V89H102ZM111 89V95H112V93H113V95L115 96V93H116V90H117V93L119 92L118 91V89L120 90V94H117L116 93V95H119V96H108V95H106L108 98H102V97H104V92L102 93L101 91H104L105 89H107V90H109L108 91V93H105V94H110V89ZM261 88V89H260ZM51 92H49L48 90ZM56 89H57V91H56ZM64 89H65V91H64ZM70 89H72L71 90V92L69 91ZM76 91H75V90ZM78 89H80L79 91H78ZM97 89V90H96ZM101 89V90H100ZM121 89H123V90H121ZM175 89H177V90H175ZM205 89V90H204ZM74 90V91H73ZM96 90V91H95ZM99 90H100V92L101 93H97V92H99ZM107 90H105V91H107ZM113 90V91H112ZM80 91L82 92L81 94H80ZM205 91V92H204ZM259 91H260V94L261 93H263V94H261L263 97H261V95L259 94ZM262 91V92H261ZM44 92V93H43ZM56 92L58 93H61L62 92V94H63V96L62 97H58L59 95L61 96V94H59L58 96H56V98H59V101H57V102H54L53 103V101H54V98H53V95H50V94H52V93H54L55 95H56ZM67 92H68V95H65V93L67 94ZM123 92V93H122ZM130 92V93H129ZM23 93V94H22ZM47 93H49V95L51 96V98H49V95L48 96H45L44 94H46L47 95ZM71 94V96H73L74 94L73 93H75V95H76V97H75V95L73 96V97H71V96H69L70 94ZM90 93V94H89ZM93 95H92V94ZM122 93V94H121ZM199 93H201L200 95H201V97H200V95H199ZM205 93V95H204V97H203V94ZM21 94V95H20ZM78 94H79V96H78ZM94 94H96V95H94ZM102 94V95H101ZM125 94V95H124ZM127 94V95H126ZM64 95H65V97H64ZM91 95V96H90ZM99 95H101V96H99ZM198 95V96H197ZM255 95V96H256ZM46 98H44V97ZM66 96H67V99H66ZM69 96V97H68ZM81 96H85L84 97V100H83V97H81ZM92 96H93V98H95L96 99V103H98L99 104V106H101L100 108L98 107V104H96L95 103V101L94 102H92L93 101V99H90V98H92ZM94 96H96V97H94ZM125 96V97H124ZM255 96H254V98H255ZM19 97V98H18ZM81 97V98H80ZM101 97V98H100ZM109 97L111 98V99H109ZM116 97H119V98H121V97H124L123 98V100L125 99H127L124 103L125 104H123V102L120 100V101H118L119 103L121 102V104H123V106L124 107H122V106H120L121 104H119V106H117L118 108L120 107V109H121V107L122 108H124V113H123V117H122V122L120 123L121 125H119V126H117L119 129H116V132L114 131V132H112L111 134H109V136L107 135L106 137L104 136V138H102V139H100V141H102V142H100V141H98V145L96 146V148L94 147V150L95 149H97V151H99L100 150V152H101V150L103 151V152H96L95 154H93L94 155V157H93V159H91L90 158V156H92V153L94 152V150L92 149H89V150H84V151H79L78 152V154L76 153H73V150L75 149V147L77 146H75L74 147V144L76 143V144H78V143H80L81 142V136L86 132V127L88 128L89 127V125H90V123L98 116V114H99V112L101 113V111L100 110H102L101 108L104 106H106L108 103H110L109 102V100H116L117 98ZM200 97V98H199ZM53 98V99H52ZM55 98V101L56 100H58V99H56ZM60 98H63L62 100L60 99ZM76 98H77V100H76ZM90 100H92V101H90ZM118 98V99H119ZM129 98V99H128ZM196 98V99H195ZM16 99H17V101H16ZM44 99H45V101L47 102L48 101V99L52 102V104H51V102L49 101V102H47L48 103V105H49V103H50V105L48 106V105H45V104H47L45 101H44ZM53 101H52V100ZM78 99H79V101H78ZM85 99H87L86 101H85ZM103 99V100H102ZM108 101H107V100ZM130 99H131V104L129 103L130 102ZM72 100V101H71ZM83 100V101H82ZM89 100V101H88ZM193 100V101H192ZM197 102H196V101ZM256 100V99H255ZM254 100V101H255ZM44 101V104L42 103ZM104 101H106V102H104ZM195 101V102H194ZM199 101H201V102H199ZM61 102V103H60ZM65 102H67V101H65ZM88 102H92L91 104H88ZM200 103V105H201V103H202V105L200 106L199 105V103ZM241 102H245V101H242L241 100ZM17 103H18V105H17ZM39 103H38V105H39ZM60 103V104H59ZM81 103H87V105L89 106H87V105H81ZM126 103H127V105H126ZM183 103H185V102H183ZM249 103H251V105L249 104ZM54 104V105H53ZM59 104V105H58ZM76 104V105H75ZM95 104V105H94ZM128 104L130 105V106H128ZM195 104V105H194ZM196 104L199 106H196ZM246 104L247 105H249V108L251 109H249L248 108V106H246ZM15 105H13V106H15ZM44 105V106H43ZM64 105V106H63ZM74 107H73V106ZM96 105H97V108H96ZM103 105V106H102ZM259 105V106H258ZM47 106V107H46ZM56 106V107H55ZM60 107V108H58V107ZM75 106H76V108H75ZM79 106H81V107H79ZM91 106V107H90ZM93 106H95L94 108H93ZM250 106H252V108L250 107ZM49 107V108H48ZM79 107V108H78ZM86 107V108H85ZM104 107H103V109H104ZM128 107L130 108V109H128ZM245 107V108H244ZM58 108V109H57ZM75 108V111L74 110H72V109H74ZM84 108V109H83ZM90 108V109H89ZM96 108V109H95ZM117 108V109H118ZM201 108V110H199ZM240 108V109H239ZM248 108V109H247ZM92 109H94V110H96V114H95V111H93ZM126 109L128 110V112H126ZM262 109V110H261ZM19 110H16L15 111V113H19ZM38 110V109H37ZM53 110H55V111H53ZM78 111V113H77V111ZM99 110V111H98ZM119 110V109H118ZM197 110H199L198 112L200 113L199 115H198V113H197ZM248 110H249V112H248ZM258 110V111H257ZM21 111V110H20ZM74 111V112H73ZM81 111H83V112H86V114L85 113H83V112H81ZM94 112V113H92V115H91V112ZM97 111H98V113H97ZM239 111V112H238ZM252 111H254L255 113H257V115L258 116H256V114L254 113L253 114V116H255L254 118H253V116H252ZM257 111V112H256ZM54 112H56V113H54ZM59 112V113H58ZM81 112V113H80ZM259 112V113H258ZM75 113V114H74ZM127 113V114H126ZM55 114V115H54ZM73 115V116H71V115ZM82 114V115H81ZM89 116H88V115ZM94 114V115H93ZM49 115V116H48ZM91 115V116H90ZM196 115H197V117H196ZM251 115V116H250ZM41 116V115H40ZM54 116V117H53ZM83 117V119H82V117ZM87 116V117H86ZM71 117V118H70ZM76 117V118H75ZM81 117V120L80 121H78V119ZM92 117H93V119H92ZM95 117V118H94ZM201 117V118H200ZM242 117V118H241ZM257 117V118H256ZM78 118V119H77ZM89 118V119H88ZM90 118H91V122H90ZM196 118V119H195ZM241 118V119H240ZM251 118V119H250ZM252 118H253V120H252ZM259 118H260V120H259ZM55 119V121H53ZM77 119V120H76ZM87 121H86V120ZM206 119V120H205ZM47 120H48V122H47ZM83 120V121H82ZM196 120V121H195ZM216 120V121H215ZM221 120V121H222ZM59 121V122H58ZM77 122V124L75 125V123ZM232 121V122H231ZM45 122V123H44ZM75 122V123H74ZM79 122H80V124L81 125H79ZM83 122V123H82ZM84 122H85V124H84ZM204 122V123H203ZM205 122H206V124H205ZM235 122H237V123H235ZM38 123V125H40L39 123H40V121H38L37 122ZM61 123V122H60ZM68 123V124H67ZM69 123H70V127H69ZM73 123V124H72ZM217 123V124H216ZM220 123H221V125L222 124H225V126L227 127H225V129H228L229 127V129H228V131L226 132V133H224L223 135H222V133H221V127H222V129L224 128V125H220ZM252 123H253V125H252ZM45 124V125H44ZM83 124H84V126H83ZM87 124H89L88 126H87ZM220 125L221 127L219 128V126H217V125ZM217 127V129H216V127ZM51 126V127H52ZM69 128H68V127ZM74 126H76L78 129L80 128H82L80 131H79V133H78V130H77V132L75 131L76 129V127H73ZM81 126H83V127H81ZM86 126V127H85ZM205 126L206 127H208V126H210V129L208 130V133H207V135L205 136V135H201V136H199V134H194V132L196 131V129L197 130H199V128H205ZM47 127V126H46ZM85 127V128H84ZM67 128H68V130H67ZM55 130H56V128H54ZM74 129V130H73ZM86 129V130H85ZM218 129H220L221 131L219 132V130ZM71 130H73L72 132H71ZM218 130V131H217ZM256 130V131H255ZM66 131H68V132H66ZM193 131V132H192ZM223 131H225V130H223ZM66 132V133H65ZM69 132H71V133H69ZM75 132H76V134H75ZM83 132V133H82ZM234 134V135H231L232 133ZM9 133V132H8ZM65 133V134H64ZM67 133H69L68 135L70 136V139H72V142L74 143H72L71 142V140L70 141H68V139H69V136H67ZM73 133V134H72ZM82 133V134H81ZM193 133V134H192ZM231 133V134H230ZM236 133V134H235ZM52 134H54V133H52ZM52 134L50 135V136H52ZM81 134V135H80ZM113 134V135H112ZM225 134H229L230 135V140L228 139L229 138V136L227 137V135L225 136ZM5 135H7V132H6V134ZM68 137V139H67V137ZM72 135H74L75 137L74 138H72L73 136ZM80 135V136H79ZM211 135V136H210ZM215 135V136H214ZM65 136V137H64ZM72 136V137H71ZM76 136H78V137H76ZM84 136V135H83ZM83 136H82V138H83ZM199 136V137H198ZM214 136V137H213ZM217 136V137H216ZM232 136V137H231ZM36 137V138H35ZM109 137V138H108ZM206 137H210V138H206ZM28 138V137H27ZM77 138V139H76ZM79 138H80V140H79ZM204 138V139H203ZM226 138L230 141L229 143L231 144H229V143H226V144H229V145H227L226 147L227 148H225V149H223L224 147L223 146H219L217 143L215 144L214 142H224V143H222L221 145H223V144H225V142H228L227 140H226ZM33 139V140H34ZM43 139V140H42ZM66 139H67V142H66ZM76 139V140H75ZM191 139V140H190ZM199 139H200V141H199ZM73 140H75V141H73ZM209 142V144H211L210 146H209V144H208V142ZM27 142V143H26ZM63 142H65L66 144H67V146L65 147V145H64V143ZM70 142L72 143V145H70ZM26 143V144H25ZM39 143H41L40 144V146H42V147H38L37 145L39 144ZM60 143V144H59ZM197 143H200V149L198 150V151H195L194 150V148H195V144H197ZM206 143H207V145H206ZM28 144H30V145H28ZM56 144H57V146H56ZM97 144V143H96ZM194 144V145H193ZM203 144V145H202ZM212 144H213V147H214V150H213V148L211 147L212 146ZM215 144V145H214ZM225 144V145H226ZM26 145L28 146V150H30V151H28L25 147H26ZM58 145H59V147H58ZM61 145V146H60ZM62 145H64V147L62 146ZM69 145V146H68ZM199 145V144H198ZM216 145H218V147H217V149L218 150H221V148L223 149V150H225L224 152H221V153H219L218 151H215V147H216ZM32 147V149H31V147ZM30 147V148H29ZM60 147H62V149L63 150H66V152L65 151H60ZM73 147V148H72ZM194 147V148H193ZM206 147V148H205ZM221 147V148H220ZM248 147V146H247ZM247 147H240L241 149H243V151L245 150H247ZM37 148H40L39 150L37 149ZM58 148H59V151L60 152H57L58 151ZM70 148V149H69ZM72 148V149H71ZM193 148V149H192ZM19 149V150H18ZM25 149H26V151H25ZM51 149V150H50ZM55 149H56V151H55ZM69 151H68V150ZM105 149V150H104ZM210 149H212V151L210 150ZM235 149H238V148H235ZM19 151V153H18V151ZM22 150V151H21ZM24 150V151H23ZM33 152H32V151ZM53 150V151H52ZM72 150V152H70ZM109 150H111L110 152H109ZM28 151V153L30 152V154L28 155L26 152ZM87 151V152H86ZM93 151V152H92ZM206 151V152H205ZM243 151H241V153H243ZM17 152V153H16ZM49 152V153H48ZM55 152H57L56 154H55ZM62 152H64V154L62 153ZM67 152L69 153H72V154H74L75 155V157H74V155L72 156V154H67ZM81 152V153H80ZM88 152H91V153H88ZM104 152H106V154H104ZM212 153V156L210 155L211 153ZM216 152V154H217V152H218V155H216V154H214L213 155V153H215ZM232 152V151H231ZM239 152H240V150H239ZM239 152L238 153H236L235 151H234V153L237 155V159H235V160H233L234 158H236L235 157V155L233 154V159H231L230 161H232L233 160V162L235 161V163L237 162V160L239 159L238 158V154H239ZM34 153V154H33ZM36 153V154H35ZM58 153H61L62 155H60V156H58ZM81 155H80V154ZM208 153V154H207ZM210 153V154H209ZM223 153V154H222ZM18 154V155H17ZM65 154H67V155H65ZM232 154V153H231ZM230 153H228V155L230 156L231 155ZM54 155H55V157H54ZM65 155V156H64ZM68 155L71 157V158H67L68 157ZM84 155V156H83ZM87 155V157H85ZM90 155V156H89ZM97 155V156H96ZM105 155V156H104ZM220 155V156H219ZM19 156V157H18ZM34 156V157H33ZM36 156V157H35ZM58 156V159L56 158ZM61 156H62V160L60 159L61 158ZM67 156V157H66ZM80 156V157H79ZM104 156V157H103ZM108 156V157H107ZM209 156H210V158H209ZM215 156H216V158H215ZM218 156V157H217ZM222 156V157H221ZM31 157V158H30ZM40 157H42V158H40ZM45 157H46V159H48V157L50 158V161H49V159L48 160H46L45 162L43 161L44 159H45ZM65 157L67 158V163L65 162ZM78 159H77V158ZM83 159H82V158ZM97 157V158H96ZM225 157V156H224ZM232 157V156H231ZM230 157V158H231ZM34 158H38V162L36 161L35 162V160H34ZM44 158V159H43ZM74 158V159H73ZM96 160H95V159ZM99 158V159H98ZM104 158V159H103ZM156 158V159H155ZM197 158V159H196ZM209 158V159H208ZM39 159H41L42 161H43V166H45L44 167V171H45V168L47 167V169H46V171H45V173L44 174H47V172H48V174L49 173H52V175H51V177H50V175H48L47 174V176H45L44 174H43V172H42V168H43V166L41 165V161H39ZM63 159H65V160H63ZM71 159H73V160H71ZM81 159V160H80ZM158 159H159V157H158ZM204 159V160H203ZM34 160V161H33ZM61 160V161H60ZM71 160V161H70ZM83 160V161H82ZM86 160V161H85ZM98 160V161H97ZM151 160V161H150ZM210 160H211V162H210ZM215 160V162H217L216 164H214V165H216L215 167L214 166H212V165H210V163H212V161H214ZM12 161V162H11ZM31 161V162H30ZM76 161H77V163H76ZM79 161V162H78ZM94 161V162H93ZM97 161V162H96ZM156 161V162H155ZM240 161V160H239ZM49 163V166H50V169H49V166H47V164ZM62 162L64 163V165H62L63 167L65 166V164H67V166H65L64 168L66 169H64V168H61V167H59L61 164H62ZM85 162V164H83ZM154 162V163H153ZM159 162V161H158ZM185 162V163H184ZM232 162V163H233ZM34 163H36L35 165H34ZM61 163V164H60ZM70 163V165H68ZM76 163V164H75ZM81 163H82V166H83V168H82V166H81ZM93 165H92V164ZM29 164H33V166H34V168H32L33 166H31V167H26V165H29ZM60 164V165H59ZM72 164V165H71ZM79 164V165H78ZM87 164V165H86ZM90 164V165H89ZM97 164V165H96ZM189 164V165H188ZM194 164V165H193ZM231 164V163H230ZM57 165V166H56ZM59 165V166H58ZM75 165H78V168L79 169H77L76 170V168H77V166H75ZM154 165V166H153ZM39 166V167H38ZM42 166V167H41ZM56 166V167H55ZM80 166V167H79ZM88 166V167H87ZM93 168H92V167ZM158 166V165H157ZM210 166H212L211 168H210V170H209V167ZM230 166V165H229ZM58 167V168H57ZM76 167V168H75ZM208 167V168H207ZM85 168H86V170H85ZM88 168H89V170H88ZM31 169H32V171H31ZM37 169V170H36ZM38 169H39V171H38ZM57 169V170H56ZM58 169H59V171H58ZM63 169V170H62ZM71 169H73V170H71ZM80 169H82V170H80ZM216 170L217 171V173L215 172V170L214 171H212V170ZM263 169H264V167H263ZM48 170H50V172L48 171ZM51 170H54V171H51ZM67 170H69V171H67ZM78 170H80V171H78ZM87 170L89 171V172H87ZM206 170V171H205ZM57 173H56V172ZM62 171V172H61ZM67 172V173H64V172ZM72 171H75L76 173H78V172H80V173H78L79 175V177L76 175V173L75 172H72ZM85 171V172H84ZM212 171V173H208L207 174V172H211ZM219 171V172H218ZM264 171V170H263ZM41 172V173H40ZM59 172V173H58ZM68 172L70 173L71 172V174H73L74 176H75V178H72V177H74L73 175H71V174H69V178H68ZM213 172H215V174H213ZM32 173V174H31ZM54 173V174H53ZM62 173H63V175H62ZM109 174H110V170H109V168L107 169H105L103 172H102V174H101V180H100V186H101V184H102V181L104 180V179H106L108 176H109ZM189 174V175H188ZM211 174V175H210ZM29 175V176H28ZM32 175V176H31ZM37 175V176H36ZM43 175H44V177H43ZM53 175H56V177L54 176L53 177ZM67 177H66V176ZM134 175H133V177H134ZM143 175V176H142ZM211 176V181L209 180V177ZM219 175H221V177L219 176ZM58 176V177H57ZM179 176V179L181 178ZM207 176V177H206ZM209 176V177H208ZM214 176V177H213ZM6 177V178H5ZM38 177H40V178H38ZM66 177V178H65ZM71 177V178H70ZM76 177H77V180H76ZM205 177H206V179H205ZM7 178H8V180H7ZM28 178V179H27ZM42 178V179H41ZM52 178V179H51ZM79 178V179H78ZM3 179H6V180H3ZM26 179V180H25ZM37 179V180H36ZM48 180V182H47V180ZM63 179V180H62ZM66 179H68V181H64V180H66ZM71 179V181H72V183H71V181H69ZM73 179H75V180H73ZM186 179H187V184L185 183V181H186ZM214 179V180H213ZM52 180H53V183H54V181H55V183H56V187L55 186H53V185H55V183L53 184L52 183ZM57 180V181H56ZM58 180H59V182H58ZM171 180V179H170ZM170 180L169 181H167L168 183L170 182ZM191 180V181H190ZM207 180H209V181H207ZM26 181V182H25ZM29 181H31L32 182V184H31V182H29ZM36 181V182H35ZM45 181H46V183L48 184H45ZM66 182V184H64V182ZM75 181V182H74ZM189 181H190V183H189ZM192 181H193V183H192ZM3 182H5L4 184H3ZM23 182V183H22ZM141 182H142V184H141ZM166 182V183H167ZM207 182V183H206ZM18 183V184H17ZM20 183H21V185H20ZM36 185H35V184ZM59 183H61V185L59 184ZM63 183V184H62ZM68 183H71L70 185L68 184ZM74 183V184H73ZM140 183V184H139ZM146 184V185H144V184ZM172 182H170V184H171ZM212 186H214V187H211L209 184ZM27 185V188L26 189H24L23 190V187L24 186H26ZM29 184H30V187H28L29 186ZM42 184H45V186L44 185H41ZM52 186H51V185ZM67 184L69 185V186H72V185H75L74 186V188H66V187H69V186H67ZM14 185V186H13ZM20 185V186H19ZM22 185H23V187H22ZM33 185H35V187L33 186ZM47 185V186H46ZM165 185V184H164ZM188 185V186H187ZM197 185V186H196ZM207 185H209V187H211V189H208L209 187L207 186ZM4 186V187H3ZM39 186V187H38ZM48 186H51V187H48ZM132 186V187H131ZM143 186V187H142ZM192 186V187H191ZM206 186V187H205ZM17 187V188H16ZM19 187H21V188H19ZM46 187H47V189L49 190V192H48V190L46 189ZM66 188V190H65V188ZM73 187V186H72ZM171 187V186H170ZM196 187V188H195ZM11 189V191H10V189ZM18 188H19V190H18ZM25 188V187H24ZM30 188H35L34 190L33 189H30ZM40 188V189H39ZM42 188V189H41ZM55 188L57 189V190H55ZM8 189V190H7ZM37 189H38V191H37ZM52 189V190H51ZM63 189V190H62ZM70 189V190H69ZM72 189V190H71ZM135 189V190H134ZM174 189V188H173ZM177 189H179V188H177ZM205 189H208V191L207 190H205ZM14 190V191H13ZM26 190H28V191H26ZM31 190H33L34 192H32ZM47 190V191H46ZM50 190H51V193H50ZM54 190H55V192L56 191H60L59 193L58 192H56L58 195V197L56 196V194H55V192H54ZM67 190H69V191H67ZM139 190V191H138ZM175 190H176V188H175ZM24 191H26V192H28L29 194H27V193H24ZM29 191H31V192H29ZM36 191V192H35ZM44 191V192H43ZM53 191V192H52ZM64 192V191H67V193L66 192H64L63 193V195L62 194H60L61 192ZM143 191V192H144ZM184 191L186 192V193H184ZM206 191L208 192V193H206ZM219 191V190H218ZM5 192V194H3ZM8 192H9V194H8ZM38 192V193H37ZM40 192V193H39ZM41 192H43V193H41ZM157 192V193H156ZM176 192V193H175ZM221 192V191H220ZM13 193V194H12ZM31 193V194H30ZM37 193V194H36ZM45 193V195H43ZM147 193V192H146ZM149 193H151L150 191H149ZM164 193V194H163ZM168 193V192H167ZM173 193H175V194H173ZM22 194V195H21ZM33 194V195H32ZM37 196H36V195ZM64 194H65V196H64ZM141 194V195H140ZM144 194H145V192H144ZM156 194V195H155ZM184 194H186V195H184ZM215 194H218V193H215ZM19 195H21V196H19ZM23 195H24V197H23ZM26 195H27V197H26ZM29 195V196H28ZM43 195V196H42ZM53 195V196H52ZM59 195H60V197H61V200H60V197H59ZM136 195V196H135ZM163 195V196H162ZM182 195H184V196H187V198L189 197V202L188 201H186L187 203H189V204H191V209H189L188 208V205H186L187 203H185L184 202V200H183V197H182ZM17 196V197H16ZM42 196V197H41ZM48 196H49V198H48ZM57 197L58 198V200L59 201H57V199H55V197ZM62 196H64L63 198H62ZM147 196V195H146ZM4 197V198H3ZM5 197H6V200H5ZM8 197V198H7ZM22 197V198H21ZM29 197V198H28ZM30 197H32V198H30ZM45 199H44V198ZM54 197V198H53ZM20 198H21V200H20ZM41 198V199H40ZM134 198V199H133ZM166 198L168 199L169 198V200H171V201H169L170 203L171 202H176L177 201V203L175 204V211H174V207H172V205L171 204H173V203H167L166 201ZM4 201H3V200ZM26 199V200H25ZM28 199V200H27ZM54 199V200H53ZM138 199H140V200H138ZM153 199H156V200H158V201H155L156 203H155V205H154V200ZM49 200H51V202H52V208H51V211H49L48 213L49 214H47V213H45L44 215H43V217H42V215H40L39 216V210L37 209V208H41V206L43 207V205L42 204H46L47 203V201H49ZM55 201V202H53V201ZM166 200V201H165ZM174 200V201H173ZM5 203V204H3V202ZM15 201V202H14ZM27 201V202H26ZM30 201V202H29ZM199 201V202H198ZM45 202V203H44ZM58 202V203H57ZM141 202V203H140ZM202 202V203H201ZM161 203V205H159ZM167 203V204H166ZM55 204V205H54ZM133 204V205H134ZM162 204L164 205V206H162ZM168 204L173 208L171 211L173 212H171L170 211V209H171V207L170 206H168ZM205 204H207V206L205 205ZM220 204H222V203H220ZM244 204V205H243ZM242 205L243 206H240V209H241V207L243 208H245L246 206H247V204H245V203H243ZM4 205V206H3ZM7 205V206H6ZM135 205V206H136ZM148 205H150V201L148 202ZM158 205V206H157ZM177 205V206H176ZM219 205V204H218ZM223 206L225 205L224 203L222 204ZM221 205V206H222ZM246 205V206H245ZM2 206V207H1ZM154 206H156V207H154ZM159 206H160V209H159ZM168 206V207H167ZM158 207V208H157ZM162 207V208H161ZM166 207H167V210H166ZM202 209H201V208ZM206 207L207 208V210H206V208L204 209V208ZM209 207L211 208L210 209V211H209ZM225 207V206H224ZM156 208V209H155ZM165 208V210L164 211H162L163 209ZM170 208V209H169ZM135 209H136V207H135ZM135 209L134 210H132L131 211V213H130V215L131 216H133V215H135L134 214V212H135ZM145 209V208H144ZM217 209V208H216ZM157 210V211H156ZM220 210H221V212H223V210L224 209H221L220 208ZM38 211V213H36ZM165 211H168V213H170L171 212V214L169 215V214H167ZM202 211H203V213L204 214H206V216L202 213ZM36 213V215L34 216L33 215V213ZM51 212H53V214L51 213ZM150 212V213H149ZM163 212H165V213H163ZM205 212H209V214L208 213H205ZM5 213V214H4ZM34 213V214H35ZM87 213V212H86ZM85 213V214H86ZM147 213H148V215H147ZM38 214V215H37ZM47 214V215H46ZM85 214L84 215H82L83 217H81V219L79 220V222L82 220V218H84V216H85ZM133 214V215H132ZM160 215V217H158L159 215ZM163 216H162V215ZM202 214V215H201ZM208 214V215H207ZM3 215H5L4 217H2ZM35 217V219L37 218L38 219V221H37V219L36 220H34V217ZM142 215V216H141ZM151 216V219L154 221V223H153V221L151 222V219L149 218L150 216ZM171 216V218L173 219V220H171V218H169L168 217V219L169 220H171V221H168V219L166 220V219H164L165 217L164 216ZM33 217V219H32V221H29L30 220V217ZM36 216H38L39 218H40V220H39V218L38 217H36ZM145 216V217H144ZM162 216V217H161ZM28 217H29V219H28ZM31 217V218H32ZM194 217H196V219L194 218ZM206 217V218H205ZM3 218V219H2ZM27 218V219H26ZM44 218V219H43ZM180 218H181V221H180ZM185 218V219H184ZM188 218V219H187ZM199 218H201V219H199ZM204 218V219H203ZM43 221H42V220ZM51 219V218H50ZM161 219V220H160ZM177 219H178V221H177ZM26 220V221H25ZM78 220H76V222L77 223H79L78 222ZM150 220V221H149ZM168 221L169 222V224H167L168 222H166V221ZM27 222L28 221V223H26V224H22L23 222ZM34 221V222H33ZM41 221V222H40ZM75 221V220H74ZM166 223H165V222ZM196 221V222H195ZM199 221V222H198ZM201 221V222H200ZM198 222V223H197ZM37 223H39V224H37ZM178 223V224H177ZM182 223V224H181ZM31 224V225H30ZM35 226H34V225ZM72 224H74L75 226L72 228V227H70V228H72V230H74L72 233L70 232V236H69V233L66 235L67 237H65V242H67V241H69L72 237H73V235L74 234H76V232L79 230L80 231V228L79 227H81L80 226V223L79 224H75L73 221H72ZM163 224V225H162ZM180 224V225H179ZM193 224V225H192ZM196 226H195V225ZM20 225H22L21 226V228H20ZM26 225V226H25ZM23 226H25L24 227V230H25V228H26V232H24V230H22L23 229ZM73 226V225H72ZM123 226H126L124 223H123V225H122V227ZM199 226V227H198ZM32 227V228H31ZM119 227H120V225H119ZM157 227H158V229H157ZM190 227H191V231H193V232H195V233H198L197 234V236H195L196 238L195 239H192V241H189V240H191L190 239V234H189V232L187 231L188 229H190ZM193 227L195 228H197L196 230L195 229H193ZM28 228V229H27ZM77 228H79V229H77ZM30 229V231H28ZM120 229H121V227H120ZM156 229H157V231L159 232V233H157V231H156ZM18 230V231H17ZM20 230V231H19ZM23 232H22V231ZM31 230H32V232H31ZM77 230V231H76ZM122 230V229H121ZM163 230H165V231H163V233H164V235L162 236V231ZM17 231V232H16ZM76 231V232H75ZM21 234H20V233ZM85 232V231H84ZM152 232H155L154 234L156 235V234H161V236L162 237H160L159 236V238H160V240H158V239H156V240H158V241H156L154 238H151V237H155V236H152L153 234H152ZM16 233H19V234H17V236L16 235H14V234ZM73 234V235H72ZM130 235L131 234H133L132 232H130L129 233ZM152 234V235H151ZM177 234V235H176ZM203 234V235H202ZM11 235V236H10ZM24 235V236H23ZM151 235V237L149 238V236ZM14 236H16V237H14ZM18 236L20 237L19 239H18V241H17V238H18ZM156 236H158V235H156ZM176 236V237H175ZM177 236H178V238H177ZM203 236V238H202V240L201 241H199V238L200 237H202ZM11 237H13V238H16V240H14V239H12ZM23 237V238H22ZM70 237V238H69ZM156 238V237H155ZM158 238V237H157ZM184 238H185V240H184ZM9 239H11V241L14 243V247H13V244H12V242H10V240ZM22 239V240H21ZM149 239L151 240V241H153L154 240V242H151V241H149ZM9 240V242H7L6 243V241H8ZM20 240V241H19ZM142 240H144V245L145 246H143V241ZM146 240V241H145ZM180 240V241H179ZM16 241H17V243H16ZM64 242V243H65ZM147 242V243H146ZM149 242H150V244H149ZM186 242H189V243H191V247H193V249H189L188 251L189 252H187L188 253V255L190 254L191 255V253L193 252V255H191V257H188L186 254L187 253H184L183 251L184 250H186V249H184V248H186V246L185 245H187V244H189V243H186ZM9 243V244H8ZM11 243V244H10ZM16 243V244H15ZM63 243V244H64ZM146 243V244H145ZM169 243V244H168ZM182 243V244H181ZM202 243V244H201ZM205 243H206V239H205ZM7 245V247H6V245ZM10 245L12 246V249L11 248H9L10 247ZM56 245H58V243L56 244ZM108 245H110V244H108ZM106 246V248L104 247V249L103 250H106V249H109V253L113 250V248L112 247H110L109 248V246ZM182 245V249L180 250V246ZM183 245H184V247H183ZM206 245V246H205ZM55 245H53L52 246V248L54 247ZM63 246H65V244L63 245ZM111 246V245H110ZM140 246V247H139ZM142 246V247H141ZM6 247V248H5ZM57 246H55V248H56ZM108 247V248H107ZM147 247V248H146ZM206 247V248H205ZM10 249V250H8V249ZM54 248V249H55ZM58 248V247H57ZM57 248H56V250H57ZM146 248V249H145ZM201 248V249H200ZM162 249V250H163ZM207 249V250H206ZM8 250V251H7ZM52 250V249H51ZM60 249H58L57 251H59ZM144 250H147V252L146 251H144ZM150 250V249H149ZM159 250V249H158ZM7 251V252H6ZM54 251L55 250H53V251H51V252H53L54 253ZM56 251V252H57ZM160 251H161V249H160ZM159 251V252H160ZM190 251H192V252H190ZM48 253L50 252L49 250L47 251ZM51 252L49 253V254H51ZM167 252V253H166ZM170 252V251H169ZM3 253V254H2ZM103 253H104V251H103ZM107 253V254H106ZM106 253L104 254V256H107L109 253H108V250H106ZM147 253V254H146ZM150 253V252H149ZM162 253V252H161ZM163 253V254H164ZM187 256H185L186 258H184V254ZM207 253V254H206ZM150 255H152V254H150ZM149 255V257L147 258V261L146 262H144V264H153V261L151 260V257H153V256H150ZM170 255H171V253H170ZM189 255V256H190ZM50 256V255H49ZM193 256V257H192ZM171 257H172V259H171ZM177 258V260H176V262H175V259ZM180 257H181V259H180ZM209 257V256H208ZM189 258H190V260H189ZM192 258V259H191ZM207 258V259H206ZM174 259V260H173ZM179 259V260H178ZM186 259H188L189 261H187ZM164 260H162L163 261V263H165V264H168V262H164ZM173 260V261H172ZM207 260H208V262H207ZM180 261V262H179ZM187 261V262H186ZM205 261V262H204ZM171 262H169V264H172ZM179 262V263H178ZM192 262V263H191Z\"/></svg>",
    "mask_w": 264,
    "mask_h": 264
}]
</instances>
